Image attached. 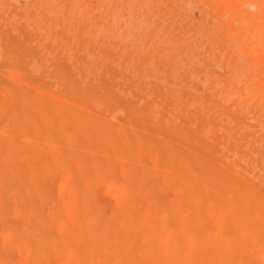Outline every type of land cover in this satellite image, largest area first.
<instances>
[{
    "label": "rangeland",
    "instance_id": "rangeland-1",
    "mask_svg": "<svg viewBox=\"0 0 264 264\" xmlns=\"http://www.w3.org/2000/svg\"><path fill=\"white\" fill-rule=\"evenodd\" d=\"M189 1H190V3H189ZM218 1L219 0H58V2H57V0H0V148H1L0 151L2 149H3V151H5V150H7L8 152L10 151L9 155L7 154L8 152L7 153L4 152V153L7 154V156H11L10 159H13V162L11 161L12 163L10 162L8 164L7 162H9V159H8L9 157H7V156H5V154H3L5 156V159H8V161L6 162L3 158H1L4 156H0V170H2V173H0V176H1V174L5 173L4 177L3 176L0 177V184H1V186H0V198L2 196V200L5 202V204L3 203L4 206H0V208H1L0 211L3 210V213L0 212V213H2V214H0V238H1L0 244L3 243L2 246L0 245V256H1L0 257V261H1L0 264H14L15 262L14 263L12 261L10 262V260H12V259H13V261H16V264H28V263L31 264V262H32V264H38L40 260H42V261H40L41 262L40 264H66V263L67 264H99V263H101V264H106V263L107 264H135L136 261H137L136 262L137 264H143L144 263L143 261H145L144 264H154L155 262H153V260L155 261L156 259L157 260L161 259L160 261L162 263L161 262H159V263L164 264L165 261L168 259V256H169V259H171V261L174 260L175 263L174 262L171 263V261L169 259H168L169 261L166 263L178 264L180 262V260L182 258H184L183 256L186 254H184L182 256V258L179 260L178 256H176L177 253L179 254V258H180V254H182L184 251L186 252L185 248H186L187 242H185V241L189 240V241L193 242L194 241V240H192L193 236H195V238L193 237V239H196V241L193 242L194 246L192 245V247H191L192 249H189L190 247L188 245L190 243L189 244L187 243V248L189 249V250H187V253L192 254V255L189 254L188 256H190V257H188V258L190 259L191 256L193 257L191 259L192 261L191 260H189V261L194 262L191 264H197V262H198V264L199 263L201 264L202 257H204V258L210 257L211 258L210 255L213 256L216 253L217 254L215 256H218V258L216 257L217 263H219V261H220V263L223 264L224 260L226 261L227 258H230L232 260L227 259V264H233V263L236 264L237 262L235 263L234 261L238 260L240 257H243V258H241V260L243 259V261H244V262L242 261L243 264L244 263L245 264H249V263L264 264V262H263V260H264V250H263L264 249V237L262 240L261 239L262 234H260L259 236H261V238H259V236H258L259 240L257 239L258 240V244H257L256 243L257 242L256 236L254 235V233L256 231H259L260 233L263 231L262 233L264 234V226H263L264 225V209H263L264 208V206H263L264 205V199H263L264 198V118H263L264 117V94H263L264 93V78H263L264 77V62H263V60H264V43H262V40H264V31L261 30V26L264 22V20H263L264 19V6H262V5H264V0H253V1L252 0H238V1L232 0L230 5H233L232 4L233 1H236L235 4L233 5L235 7L228 5L229 3L227 2V0H223L224 3L222 1L221 2L220 1L218 2ZM56 2H57V4H56ZM63 3H65V4H63ZM202 4H203V6H202ZM221 4H223V5L225 4V5L221 6ZM236 4H238V6ZM260 4H262V5H260ZM188 5L191 8H188L189 7ZM241 5H242V7H240ZM94 7H95V9H94ZM148 7H150V8H148ZM211 7H212V10L210 9ZM236 7L239 9H237ZM246 7H248V9H250L251 12L249 10H247ZM241 8H242V10H241ZM188 9H190V11ZM222 9L226 10L227 12L223 11ZM257 9H258V11H257ZM193 10H194V12H193ZM228 10H231V11H228ZM243 10H244L245 14L241 13V12H243ZM261 10L263 11V13ZM255 11H256V13H255ZM249 12H250L251 16H250ZM260 12L262 13V15H259V14H261ZM223 13H225V14H223ZM44 15H46V16H44ZM88 15L89 16L91 15L90 20H89ZM102 15H103V17H102ZM122 15H123V17H122ZM204 15H205V17H204ZM246 15L247 16L249 15V16L247 17ZM234 17H236V18H234ZM246 17H247V19H246ZM204 18L207 21H205ZM213 18H214V20H213ZM240 18L242 20H240ZM124 19H125V21H124ZM229 19L231 20V22ZM236 19H237V21H236ZM243 20H247V21L244 22ZM56 21H57V23H56ZM218 21H219V23H218ZM241 21H243L244 24L240 23ZM249 21L252 23H250ZM257 21H258V23H257ZM89 22H90V24H89ZM201 22H203V23H201ZM260 22H262V24ZM220 23H222V24H220ZM223 23H224V25H223ZM29 24H31V25H29ZM216 24H218V25H216ZM239 24L241 25V27L239 26ZM184 25H186V26H184ZM187 25H189V26H187ZM211 25H213V26H211ZM202 26L203 27L205 26V28H203ZM97 27H98V29H97ZM99 28H100V30H99ZM101 29H102V31H101ZM214 29H215V31H214ZM246 29H248V31ZM206 30H208L209 32ZM242 31H244V32H242ZM250 31L252 33H250ZM38 32H40V33H38ZM129 32L131 35L129 34ZM240 32H242V33H240ZM206 34H208V35H206ZM211 34H213V35H211ZM242 34H244V36ZM43 36L46 37V39ZM229 37H230V39H229ZM43 40H44V42H43ZM229 40L231 41V44H230ZM254 42H256V43H254ZM236 43H238V44H236ZM251 44H253V45L251 46ZM69 46L71 49H68ZM249 46L251 47V49ZM259 47H261L263 50L260 49ZM68 50L70 51V54H69ZM238 53L241 55H239ZM237 54L239 55V57ZM69 61H71V62H69ZM10 71H12V74H9ZM259 73H262V74L260 75ZM204 75L205 76L208 75V76L205 77ZM10 76H12V78L18 77L17 78L18 80L14 81V80H16V78L12 79ZM254 78H257V79H254ZM221 81H223V82H221ZM229 82H231V84ZM242 86H244V87L246 86V87L244 88ZM253 89H255V90H253ZM256 89H257V91H256ZM6 90L10 93L8 94ZM76 90H77V92H75ZM248 90H249V92H247ZM16 91L17 92L19 91L20 93L22 92V94L19 95L18 94L19 92L17 93ZM230 92L233 93L232 97H231ZM236 92H238V93L236 94ZM218 93H220V95ZM240 95H243V96L240 97ZM9 96H11V97L9 98ZM186 96H187V99L185 98ZM192 96L196 98V102L195 101L192 102V100H193ZM191 97H192V99H190ZM259 97H261V98H259ZM220 98H224V99L220 100ZM258 98L260 99L259 102H257ZM21 99H22V101H21ZM26 99H28L27 100L28 102H26ZM30 99H31V101H30ZM185 99L188 101L190 106H188V103ZM200 99H202V101ZM182 100H183V102H182ZM208 100L211 102H207ZM223 100L224 101L230 100V101H228L226 103ZM9 102L12 104H10ZM15 102H17V103H15ZM24 102H25V104H24ZM74 102H75V104H74ZM191 102H192V105L190 104ZM201 103L203 104L202 106H201ZM205 103H208L209 106H207V104H205ZM218 103H220V106L218 105ZM239 104L242 105V107L240 106V108H238ZM246 105L247 106L249 105V106L247 107ZM198 106H199V108H198ZM205 106H207V107H205ZM223 106L225 107V109ZM195 107L197 109H195ZM201 107H203V108H201ZM133 109H135V110H133ZM148 109L151 111H148ZM153 109L155 112L153 111ZM194 109L197 111H195ZM208 109L213 110V112L210 113V111ZM158 110L160 112L166 111V113H164L165 115L163 114V112H161L162 114H160V112ZM179 110L182 111V113H183L182 115H180L181 111L179 112ZM244 110H246V111H244ZM134 111L136 112L137 116H135L133 114ZM200 111H201V114H200ZM203 111H205L206 113ZM139 112H141V114ZM195 112L197 113V115H195L196 114ZM145 113H146L147 117H148V115H150V116L147 118L145 116ZM223 113H224V115H223ZM257 113H258V115H257ZM166 114H167V116H166ZM133 115H134V117H133ZM141 115H143L142 118L145 117L144 118L145 124H144L143 119L141 118ZM186 115H188L189 117ZM152 116H156V117L152 118ZM183 116H186V117H183ZM139 117L142 120H140ZM190 117H191V119H190ZM46 119H47V121H46ZM96 119H98V120L100 119L99 122H95V121H98ZM153 119H154V121H153ZM172 119L173 120L175 119V120L172 121ZM179 119H181V120L178 121ZM229 119H231V120H229ZM159 120H160V122H158L159 124L157 122H155V121H159ZM190 120H191V123H193L192 127L196 128L197 131L194 132V130H196V129H193L191 127ZM197 120L200 124L197 123ZM221 120H223L224 122ZM232 120H234V122ZM45 121H46V124H45ZM183 122H185V123H183ZM146 123H148V124H146ZM149 123H150V125H149ZM153 123H155V124H153ZM188 124L190 127L188 126ZM247 125H249V126H247ZM101 126H103V127H101ZM162 126L163 127L165 126V127L163 128ZM219 126H220V129H219ZM160 127L163 128V130L160 129ZM169 127H171V128L168 129ZM213 127H216V128H213ZM248 127L250 129H248ZM173 128L176 130L178 129L177 130L178 133H176L177 131L174 130ZM232 128L234 130H230ZM242 128H243V130H242ZM192 129H193V131H192ZM189 130L191 131V133ZM220 130H221V132H219ZM226 130H228L229 133ZM187 131L190 135L187 133ZM200 131H201V133H200ZM213 131H215V132H213ZM231 131H233V132H231ZM66 132H67V134H66ZM69 132H70V134L73 135V137L75 136L74 134L79 132L78 135H76V136H78L77 140H75L76 139L75 137L73 139L74 141H76L73 144L74 147L70 146L73 143V140H72V136L69 134ZM230 132H231V135L233 136V137H230L232 139H230L228 137V135H230ZM238 132H239V134H238ZM42 133L44 134L43 136H42ZM179 133H180V135H179ZM182 133H183V135H182ZM255 133H256V135H255ZM24 134H26V135L28 134L29 136L31 134V138L30 139L27 138L28 136H26ZM45 134H47V135L45 136ZM48 134H50L51 137H49ZM83 134H86V135L83 136ZM184 134L186 136V139H185ZM95 135H96V138H94ZM23 136L26 138H24ZM44 136H45V138H44ZM81 136L84 137L83 142H82ZM87 136L91 137V138L89 137L90 140ZM100 136H103L105 138L100 137ZM168 136H169V140L171 139L173 142L170 140L169 141L170 143H168V139H167ZM192 136L193 137L195 136L194 137L195 140L192 138ZM21 137H22V141L20 139ZM234 137L236 138L237 141L235 139H233ZM8 138H12V139H10L13 141V142H10V144L12 143L11 146H13L15 143L14 139L16 140V142H18V140L21 141L22 144L25 142V141L23 142L24 139L25 140L28 139L29 141L31 139L32 140L30 141L31 143L29 141H27L26 142L27 144L26 143H24L23 145L20 143L16 144V146H18V148H20V149L17 148V152H16V150L13 149L14 153L15 152L16 153L15 154L13 153V157H12V155L10 153L13 152V150H12V148L10 149L11 146H9V144L7 143V142H9ZM113 138H114V140H113ZM161 138L163 139L162 141H161ZM211 138L213 140H211ZM45 139H47L48 142ZM111 139H112V141H111ZM239 139H240V141H239ZM3 140H5V141H3ZM6 140H8V141H6ZM91 140H92V142H91ZM106 140L108 141L107 143H109V144L106 143ZM32 141H34V143L37 145L41 144L42 153H41V150L39 149L40 146L38 149H36L37 147L35 144H33ZM44 141H45V143L43 144ZM50 141H53V142H50ZM194 141H196V143ZM214 141H217V142L215 143ZM171 142L173 143V145H176L175 148L173 146L174 149L172 148ZM179 142H181V143H179ZM239 142H240V144H239ZM29 143L31 145H28ZM56 143L59 144L58 145V146H60L59 148H58V146H56L57 145ZM75 143H76V145H75ZM87 143H89L88 146H90V144H91V147H89V149L92 148L94 151H95V148H97L99 146L96 149V151L94 152L96 155V158H98V160L96 159L97 163L99 162V159H100V162L102 160H104V161H102L103 163H100V162L98 163L99 166L96 164V160L94 159L95 158L94 154H92L93 151L91 150L92 152H90L92 156H89L90 155L89 151H88L89 149L87 150L88 153H87V151H85L88 148V146H86ZM6 144H8V146H9L8 148H7ZM19 144H20V146H19ZM25 144L27 145V147H24ZM45 144L52 145V146H48ZM93 144L94 145L98 144V145L93 147L94 146ZM151 144L153 147H151ZM154 144H155V147H154ZM164 144L165 145L167 144L168 146H165ZM33 145L35 146L34 149H33ZM142 145H145V147L143 146V148H142L141 147ZM181 145H183V146H181ZM245 145H246V147H245ZM16 146H13V148H16ZM204 146H205V148H204ZM48 147H55L53 149L54 151H58L60 149L59 151H62V153L61 152L55 153L54 151H52V149L50 150V148H48ZM115 147L118 150H115ZM170 147L174 151L171 150ZM188 147L190 149H188ZM208 147H209V149H208ZM22 148L24 149L25 152L22 150ZM146 148H148L147 152L144 151V149H146ZM72 149H74V150H72ZM155 149H157L156 150V151H158L157 153L155 152ZM203 149H206V150H203ZM18 150H20V151H18ZM140 150H141V152H140ZM32 151H33V153H32ZM18 152H20V154L24 153L23 157H25V154H26V156L28 158H29L30 153H32L31 156L33 157L32 160H34L33 161L34 165L31 163L32 162L31 161L30 162L31 165L29 164V166L27 167V165H28L27 162H29L28 160H26L27 157L25 159L22 158V155H20ZM35 152H37V153H35ZM74 152H77V153H74ZM116 152H118V153H116ZM172 152H173V154H172ZM194 152H198V153L195 154ZM1 153H3V152L1 151ZM68 153L69 154L73 153L72 157ZM218 153H219V155H218ZM54 154H55V156H54ZM75 154H78V155H76V157L77 156L78 157L74 159L73 157H75ZM80 154H82L84 157L81 158L82 155L80 156ZM116 154H118V157H120V158H118ZM0 155H2V154H0ZM57 156L60 157L59 158L60 162L58 161ZM151 156H153L154 160L152 159ZM167 156H168V158H167ZM171 156H173V159L169 158ZM181 156H182V158H181ZM195 156L197 159L199 158L200 161H197ZM202 156H203V158H202ZM224 156H225V158H224ZM45 157L47 159L46 163L49 164L51 162L49 164L50 166H48V164L44 165V158ZM139 157H140V160L138 161ZM183 157H184V159H183ZM228 157H230V158H228ZM20 158H22L23 160H21ZM56 158H57V161L59 162V164H57ZM84 158L85 159L89 158V159L86 160L87 161L86 162ZM91 158H92V160H91ZM105 158H108L109 160L105 159ZM134 158H136V160ZM53 159L55 161H52ZM78 159H79L80 163L78 162ZM80 159L81 160L84 159V160H82L84 164H82V161ZM170 159L173 160L172 161L173 165L169 164L170 162L168 160H170ZM179 159H181V160H179ZM182 159L184 160L183 162H185V163H183V164L180 163V164L184 166L183 167L184 169H186V168L192 169V167H193L196 171L193 169L191 172V169L190 170L188 169L189 171L185 170V171H187V172H185L184 170H182V166H181V168H180V166L177 167L178 165H180L179 163L177 164V161L182 162ZM201 159L202 160L204 159V161H202ZM207 159H208V161H207ZM49 160H51V161H49ZM73 160H74V163H73ZM75 160H77V162ZM89 160L92 163L91 166L93 165V167H94V164H95V167L98 166L97 170H96V168L91 169L92 168L91 166H90L91 168L88 166L89 169L86 170L87 164L88 165L90 164L88 162ZM106 160H107L106 164H109L110 165L109 168H111V169H108L107 165H105V166L103 165L106 162ZM65 161L67 163H65ZM122 161H123L124 165H127V167L126 166L123 167L124 166L123 164H122L123 166L120 165L122 163ZM218 161L221 163L222 162L225 163V166L223 163L220 165L218 163ZM62 162H63V164L64 163L65 164L61 166L60 163L62 164ZM93 162H95V163H93ZM135 162H137V163H135ZM138 162H143V163L138 164ZM199 162H201L203 164H211V166L208 167L207 165H203ZM211 162H213V163H211ZM69 163H70V167H69ZM128 163H130V164H128ZM164 163L166 164L165 167H164ZM36 164H37V166H35ZM39 164H41V165H39ZM56 164H57V166H56L57 169L55 167ZM151 164L152 165L158 164L159 166H156L157 169L153 168V167H155V166H153L152 168L155 169V170H153L151 168ZM235 164L238 167L235 166ZM82 165H84V166L86 165V167H85L86 169ZM102 165H103V167H102ZM170 165L172 166V169H175V167H176L177 170L175 169L176 171H172V169H170L171 168ZM51 166L52 167L54 166L53 167L54 170L51 168ZM74 166H76V167H74ZM185 166H186V168H185ZM99 167H101V169ZM105 167L108 169V171H106V172L107 173L109 172L108 174H110V177L113 178L112 179L113 181L115 180L116 184L121 183L124 186V188H123L124 190L125 189L129 190V187H130L132 193L130 191L127 193L126 191H128V190H125V192L123 189L120 190L123 187V186H120L121 184H119V185L114 184L113 185L112 184L113 182L109 178V175L108 174L106 175V172H104L105 173L104 174L102 171L103 169L106 170ZM122 167H123V170L127 169V170H124V171H127L126 173H123L122 172L123 170L122 171L120 170ZM128 167H130L131 169ZM162 167H164V168H162ZM220 167H222V168H220ZM8 168H9V170H7ZM11 168H13V169H11ZM14 168H18V170L14 169ZM75 168L77 169V171ZM150 168L152 171H148ZM212 168H216L217 170H215V169L213 170ZM4 169H5V171H4ZM58 169H59V171H58ZM98 169L101 172H98ZM158 169H160V170L162 169L161 171H159V172H161V174L158 172ZM13 170H16V171L13 172ZM51 170L54 173V175H51L52 174L50 172ZM93 170H96L97 172L95 171V173L94 172L92 173L91 171H93ZM109 170H111V171H109ZM129 170H132V171H129ZM10 171H11V173H10ZM62 171L64 172V175H63ZM140 171L145 172V173H143V172L142 173H143V175L147 174L146 177H144V178L140 177V176H143L140 173ZM154 171H156L157 173ZM193 171L195 172V174L197 176L194 175ZM216 171L217 172L219 171V173H217ZM220 171H221V173H220ZM16 172H19V175L22 173L20 177H22L23 180H19V175H17ZM130 172H135V175H134V173H130ZM150 172H151V174H150ZM152 172H153V177H152ZM223 172L225 174H223ZM13 173H14V175H12ZM154 173L156 175H154ZM173 173H174V176H173ZM188 173L190 174V176H191V174L194 176H192V178H187V177H189ZM6 174H7V176H6ZM28 174H29V176H31L30 181H29ZM90 174H91V176H90ZM94 174H96V175H94ZM100 174H102L101 175L103 177L102 179L99 178ZM123 174L125 175L126 178L124 177ZM132 174L134 175V178H132L133 177ZM139 174H141V175H139ZM171 174H172V176H171ZM176 174L178 176L181 175V177H178ZM201 174H202V176H201ZM218 174H220V175H218ZM60 175H62V176H60ZM97 175L99 177H97ZM183 175L185 176V180H187V179L192 180L191 183H189L190 182L189 180H188L189 182L188 181L184 182L182 179V178H184ZM9 176H11V177H9ZM53 176H54V178H53ZM93 176H95L97 179ZM167 176L168 177L171 176L169 178L172 181L170 179L168 180ZM220 176H221V178H219V180L223 179L224 182H220L219 180H216V178L218 179V177H220ZM239 177H240V179H239ZM4 178L6 180H4ZM51 178H53L52 179L53 182L50 181ZM87 178L90 180V183H89V180ZM108 178L110 179L111 182L107 181V180H109ZM166 178H167V182H169V181H171V182H170V185H168L169 187L166 186V189H165L164 184L167 183ZM177 178L182 179V180L180 179V183L182 185H178L179 179H177ZM194 178H197V179L194 180ZM203 178L206 179V182L208 184L205 182L207 185L202 184L203 187L201 188V184L199 185L197 183L201 182L203 180ZM230 178H232V180L234 179V181L232 182ZM94 179H96V180H94ZM125 179L127 180V182ZM143 179H146V180H143ZM1 180L5 181V182L3 183V182H1ZM101 180H102V182H104L105 180L107 182H104V183L101 182V184H100ZM140 180H142V181H140ZM21 181H22V183H21ZM64 181L66 183V187L69 190H72V192H74V193L79 192V193H77V195L80 194V195H78L79 198H80V196L82 197L84 195L82 197V200H83L82 205H85V204L86 205L82 206V207H83V209L87 207V212H91V214L90 213L87 214L85 209H84L85 211L83 210L81 212L82 208L80 207L81 204H79V202L82 201L81 198L79 200H77L78 197H76L75 198L76 202L74 203L73 200H74V197L76 196V194L74 195L73 193H71L73 195V197L69 196V195L67 197V194L70 191H68V189L66 191L63 190V188L65 186ZM92 181L95 185L96 184H98V185L95 186L92 183ZM132 181H133V183H132ZM139 181L141 182V184ZM196 181H197V183H194ZM51 182H52V185H51ZM68 182H69V184H68ZM153 182H155L156 184ZM235 182H237V185ZM252 182H253V184H251ZM24 183L25 184L27 183L26 186L24 185ZM28 183H29V185H28ZM33 183L37 186V189H36V186L33 185ZM148 183L149 184L152 183V185L148 186L149 185ZM159 183H162V184L164 183V184L160 185ZM185 183L187 184V186H189L190 184L191 185L189 187H186ZM202 183H204V180L202 181ZM220 183H222V184H220ZM231 183L234 185H231ZM4 184H6V185H4ZM192 184H193L194 190L196 187L198 192L193 191ZM209 184H210V187H209ZM229 184L232 187L236 186L238 189L240 188L239 190L236 187L233 188V190H235V192L232 191V193H234L233 196L230 193V190H232V188H230V189L228 188ZM59 185H61V187H58ZM70 185H71V188H70ZM132 185H134V186H132ZM138 185H141L143 188L141 186H138ZM156 185H158V187H160V188H158ZM183 185L185 186V190H184ZM204 185L208 186L206 191L208 190V193L212 194L211 195V198H213L212 203H214V205H215V208L213 210L214 212L211 211V209H210L211 208V204H210L211 202L210 201H212V199L209 198V199H211L209 201L208 197H207V192L202 191L205 189L204 187H206ZM16 186H18L19 188H17ZM76 186H78L79 188ZM115 186H117V188L120 186L121 188L119 187L118 189H116ZM172 186H173L174 190L171 189ZM145 187H146V189H145ZM150 187L152 190H148V188H150ZM162 187H163V190H162ZM179 187H180V191L184 190V192H186V190H188V193L186 192L188 196H186V193H185V196H186L185 199H184V192H182V193L181 192H177V193L175 192V190H177V189H178L177 191H179ZM12 188H13V191H12ZM59 188H60V190H58ZM75 188L77 189V191ZM138 188H139V190H141V193L143 194V196L141 194H139L140 191H138ZM157 188L159 190L161 189L160 191H162V192H160ZM190 188H192V190ZM198 188H200V189L198 190ZM211 188H212V190H211ZM213 188H214V190H213ZM215 188L217 190L216 192H220L218 199L216 197V196H218V194H216ZM227 188H228V190H227ZM33 189H34V191H33ZM79 189H80V191H78ZM88 189L91 191L89 193V194H91L90 196L88 194V191H89ZM114 189H115V191L116 190H118V191H116L115 193L112 192V191H114ZM29 190L32 192V195H30V196H32L31 198L29 197V192H30ZM136 190L138 191L137 192L138 195L135 192ZM92 191H94V192L92 193ZM119 191H121L122 196L119 194L120 193ZM147 191L152 192L151 195H153L154 197H151L149 192H147ZM189 191H190V193L193 191L192 192L193 194H191V196L194 195L195 192H197L198 194L200 192L202 195H197V193H196L195 195H197L198 197L192 196L189 198V195H190ZM227 191H229V195L232 197V198H230L228 195V198H230L229 203L233 204V202L235 201L234 204L237 205L236 208H235V205H234V207L232 206L234 209L232 207L231 208L229 207L232 204L228 203V201H227L228 198H227V200L225 199V196L227 197V193H228ZM33 192H35V193L33 194ZM80 192H82L83 195H81ZM109 192H111V193H109ZM173 192H174V195L178 194V196H182V197H180V198H182V200H180V198L178 196L176 198L173 195ZM203 192L206 193L205 196H204ZM247 192H248V194H247ZM249 192L253 193L255 195H252V194L249 195L250 194ZM112 193H114L113 194L114 196L111 195ZM124 193H125V195H124ZM129 193H130V196H128ZM18 194L20 195V197H22V195L24 194L25 196L23 195L22 199H24L26 201L22 200L21 198H20L21 200L15 199L16 198L15 196ZM58 194L63 195L65 200L68 199V201H69V200L73 199L72 204L76 205V206H74L75 208L72 207V205H71L72 208L69 209L71 201H69L70 202L69 203L66 200V202L64 203L65 200H63V198H61L62 196H60ZM145 194L147 195V197H145ZM209 194H208V196H209ZM39 195H41V197ZM115 195H116L117 199L115 198ZM118 195L121 196L122 205H124V206H121V204H120L121 202H119L120 197ZM139 195H141L142 198ZM170 195H172V196H170ZM137 196H139L140 198ZM166 196H170L171 198L166 197ZM173 196L175 198H173ZM200 196H204L203 197L204 200L202 199L204 202L201 201ZM42 197L45 199V200L42 199L43 202L45 201L44 203L41 202ZM86 197L87 198L89 197L88 198L89 201L88 200L85 201ZM193 197H195V199ZM243 197H245L246 199L250 198L253 201L255 200L256 202L254 201V203H256V206L253 203V201H251L250 199L249 200L252 202L253 205H251V203L249 204V201L246 202L247 200L244 201ZM258 197L259 198L261 197V199H259ZM127 198H129V199H127ZM149 198L150 199L153 198V200H156V201L158 200L157 201L158 204L156 201H153L152 199L150 200ZM166 198L167 199L169 198V200H170L169 204L170 205L168 204V200L166 201V203L162 202V200L164 201V199L166 200ZM172 198L176 202L179 200L180 201L177 203L176 202L174 203V200ZM187 198H188V200H190L189 203L192 200L191 203L194 205L196 204L195 205L196 207L194 205H193V207H194V209L198 207L199 209H195L198 211L194 210L192 213L193 207H192V204L190 205L189 203H187L188 202ZM196 198H198V201H200V202H198L199 206H197L198 204H197ZM233 198H235V199H233ZM53 199L56 200V201H54V203H53ZM14 200H19L20 202L22 201L23 205L20 206L19 203H17L18 205L16 207V205H15L16 202ZM93 200L95 202H93ZM133 200H135L136 203ZM183 200H184V202H183ZM232 200H233V202H232ZM117 201L119 203H117ZM124 201L127 202V205H126V202L124 204ZM181 201L184 204H182ZM223 201L227 202V203L225 202V206H224ZM1 202H0V204H2ZM6 202H8V204ZM30 202H32V203H30ZM89 202H90V204L93 202L94 203V204L92 203L93 205H95L96 203H97L96 205H98L100 203L98 205L99 209H98V211H96L97 213H95L93 211V209H94L93 205L89 206ZM115 202L117 203L116 205H114ZM205 202L207 203V205ZM257 202H258V204H257ZM63 203L66 205H64ZM180 203H181V205H179ZM20 204H22V203H20ZM31 204H32V206H31ZM33 204H34V206H33ZM35 204L40 205V206L36 207ZM51 204L52 205L56 204L54 206L55 208L52 207ZM145 204L147 205V208L149 209V211H148V209H146V207H145L146 210L144 209ZM156 204H157V206H155ZM165 204H167V205H165ZM176 204H178V205H176ZM245 204H246V206H245ZM261 204H262L263 208H261L262 210L260 209V212H259L258 211L259 209L257 210L256 207H258V206L262 207ZM63 205L67 208L64 209ZM174 205L176 208H177V206H179L177 209H180V210L175 211L177 209L174 207ZM183 205H184V207L185 206H187V207L184 208ZM78 206L81 209H79ZM98 206H96V207L98 208ZM114 206L117 207L118 209L117 208L114 209L115 208ZM160 206L166 207V208L163 207V211H165V212L167 211V213L164 212L163 214H161L163 211H162V207H160ZM171 206H173V208H174L175 215L173 214L174 211H172L173 208ZM189 206H191V207H189ZM222 206H224V207L228 206V207H226L225 210H223L224 207H222ZM13 207L14 208L16 207V208L14 209ZM18 207H20V208H18ZM34 207L36 209H34ZM48 207H52V209H50L49 212H51V210H52V213L53 212H56V213H53V215L49 216V214H51V213L47 214L48 209H49ZM129 207H132L133 209L129 208ZM152 207H155V208L152 209ZM8 208H9V210H7ZM25 208H27V209H25ZM90 208H92V209H90ZM134 208H135V210H134ZM228 208H229V210H228ZM246 208H248V209L252 208L251 212L246 210V213H247V215H249V216L253 215L256 218H254L253 216H252V218L251 217L248 218V216H247L245 220L251 218L250 221L252 219H254V221L252 220V222H256L257 219H259V221L256 222L257 225H254V223L252 224L251 222H250L251 223L250 224L249 220H248V221H246V222H248L246 225L245 220H243L245 223L243 226L244 229L242 230L243 221H242L241 217H240V219L242 222L240 221V224H239L240 226H238L235 223V221H237V219L235 218L236 219L235 220L234 217L238 216L237 212L240 209L241 211L243 210L241 215L243 218H245V216H244L245 210L244 209H246ZM12 209L14 210V213L17 210H19L20 213L21 212L22 213L20 214L17 211L18 215L20 214V216H17V213L13 214V212H11ZM63 209H64V211H63ZM67 209H69V210H67ZM75 209H76V211H75ZM100 209H103V211H101ZM119 209H122V210H119ZM141 209L142 210L144 209L143 211L144 212L146 211L145 212L146 214ZM155 209L157 210V212L155 211ZM159 209H161V210L158 211ZM166 209H168V210H166ZM207 209H209L208 211L210 213L212 212L211 216H210V214H208V215L205 214V212L209 213L207 211ZM230 209H232L231 211L233 214L236 213V215L234 214L235 216H232L233 214L231 215ZM33 210L37 214L38 219L41 217L42 218L39 220L37 219V221H36L35 214H34ZM91 210L95 214H98V215L100 214L99 215L100 217L97 215L99 217V218H97L94 213L92 214ZM99 210L101 211V213L99 212ZM123 210H124V212H123ZM125 210H127V212ZM140 210H141V212H140ZM151 210H154L153 212L155 214L152 213ZM252 210L253 211L256 210V213L254 211V214H252L253 213ZM30 211L33 212L34 215ZM66 211H67L66 214H68V213L70 214L71 211L72 212L75 211V212H73L74 214L71 213L72 215H70L68 218V216L66 214H64ZM235 211H237V212H235ZM241 211H239V212H241ZM261 211L263 214L261 213ZM78 212H80V213H78ZM85 212L87 214L85 216L89 217L88 220H90V219L92 220V222L94 223L93 225L91 222H89L87 220L88 217L83 216L85 214ZM118 212H120V214ZM182 212H184V213H182ZM59 213H61V216ZM75 213H76V218L78 220L81 218V220L79 222H80V226H82V230H81L80 226L77 227V224H79V222H77L76 218L74 217ZM81 213H84V214H81ZM141 213H143L144 215H142ZM191 213L193 214V216H191ZM201 213H202V215H201ZM214 213H215V216L214 215L212 216V214H214ZM31 214H32V216H31ZM78 214L80 215V217ZM150 214H152V215L149 216ZM160 214L162 215V218L160 221L164 220L165 222L164 221L160 222L158 220L161 217ZM188 214H189V216H188ZM218 214H219V216L221 214L222 217L220 216V218H219ZM14 215H16V216H14ZM91 215L92 216L94 215V216L92 217ZM145 215L148 218L146 217L144 219ZM164 215H167V216L169 215V217L166 218L167 216H164ZM177 215H180L181 217L185 216L187 219L189 217L190 218H189V220L184 218L187 221L186 220L182 221L183 218L179 217L177 220V217H178ZM262 215H263V217H262ZM6 216H8V217H6ZM28 216L30 219L28 218ZM51 216L52 217L56 216L57 219L60 216V218H62V219L60 220V218H59L58 219L59 221L57 219L55 221H53L55 218L54 217L52 218ZM72 216L75 218L74 223L72 222V220L74 219ZM82 216L84 217L85 221H83L84 219ZM94 217L98 221L94 220L95 219ZM103 217H105V218L107 217L106 219L104 218L105 221L108 220L109 218H111L112 220L109 219L108 221H110V222L113 221V223L106 221L108 223L107 224L104 221ZM142 217L144 220H147V222H146V223H148L147 225L144 224L145 222L143 223L144 220L142 221ZM149 217H151V218L149 219ZM153 217L155 218V220L157 222L154 220ZM210 217L211 218L214 217L213 218L214 220H211ZM92 218H94V219H92ZM118 218H120V219H118ZM194 218H195L196 223L198 221V219H196V218L200 219L198 222V227L196 226L197 224L194 223V221H193ZM221 218H223V219L221 220ZM229 218H231L232 222H229L230 221ZM68 219L70 221H68ZM165 219H167L168 222ZM217 219H219L220 222L217 221ZM255 219H256V221H255ZM41 220L43 221L42 222L43 224L39 223V221H41ZM215 220H216V222H218L217 224L213 223ZM60 221H62V222H60ZM86 221H87L88 227H89L88 223L91 224L90 225L91 228L93 227V229H91V228L90 229L92 230L93 233H95L96 237L94 236L92 238V236L94 234L89 232V231H91V230H88L89 228L86 229L87 225L84 224ZM139 221H140V223H139ZM150 221H154V222H152V224L150 223V225H149ZM179 221H181V222L179 223ZM185 221L186 222L190 221V222H188L189 226L187 225V223ZM191 221L193 222V227H195V228L190 227ZM225 221H226V223H228L227 225L230 226L231 228L235 227L236 231L234 229L232 230L231 228L227 227L225 225L226 224ZM260 221L262 223H259ZM57 222H59L60 225H58ZM63 222L64 223L67 222V223H65V224H67V226ZM71 222H72V224H75V225H71ZM11 223H13V225L16 228L19 226H20V228H17V230H16ZM184 223H186V225ZM200 223H202V224H200ZM211 223L213 225H211ZM219 223H222L223 226L220 225ZM24 224H26V225H24ZM102 224H104V225H102ZM110 224L112 225V227ZM139 224H140V226H139ZM156 224H157V226H155ZM167 224H168V227H166ZM199 224L202 225V227L199 226ZM248 224H249L248 228H250V229H246L247 227H245V226H248ZM258 224H259V227H258ZM96 225H98V226L102 225V226L98 229V226H96ZM148 225L150 226V228ZM151 225H152V227H151ZM161 225L165 226L164 227L165 230H167L169 228L172 229L171 231L175 235L173 236L171 231H170V233H168L169 230L167 231V233L169 234L168 235L166 233V231L163 229V226H161ZM180 225H183L185 227V230L183 229V231H181L180 229H182V228L180 227V229H179ZM217 225H219V226H217ZM59 226H62V227L60 228ZM135 226H137V227L139 226V229ZM153 226H155V227H153ZM215 226L218 228L222 227V230L219 229V231L221 230L220 232L225 231L223 233V235L226 234V237L223 236L224 239L227 237L230 239V241L228 240L227 243H225V245H228V246L222 245V247L224 249H222L221 245H220L221 248L218 247L219 243L224 244V242H226L224 239L222 240V238H223L222 235L218 234L217 232H219V231H217L215 233H217L216 235L218 238H215V236H216L215 233H212L215 230H217L215 228ZM255 226H257V227H255ZM260 226H262L263 229ZM23 227L28 228V231H29V229L31 230L33 228H35V230L34 231L31 230L32 233H30V232L28 233L26 231L27 229L25 230V228H23ZM42 227H44L45 229H49V230H45ZM63 227L69 231L71 230L72 232L67 233V230H66V232L64 233L63 231L65 229H62ZM94 227L96 229H94ZM102 227L103 228L106 227V230L103 231ZM119 227H121V228H119ZM225 227H227V228L225 229ZM238 227L239 228L241 227V228L239 229ZM143 228H147V229H144L145 232H147V231L150 232L152 230V228L153 229L155 228L153 230V235L151 236V233H152V231H151L150 233H147V234H149V235H147V237H145L146 233H145V236H143L144 235L142 233ZM237 228H238V230H237ZM258 228L259 229L261 228V229L259 230ZM1 229H2V231H1ZM77 229L81 233H79V232L77 233V231H76ZM251 229H254V230L250 231ZM38 230H40V231H38ZM97 230H100V232L99 233L96 232ZM198 230H199V233L201 232V234H199L200 236H198V234H197V237L198 238L201 237L200 240H203V241H200V240L198 241V239L196 238L195 233H198ZM245 230H247V231H245ZM193 231L195 233H193ZM205 231H206V233H205ZM249 231L252 234L247 233ZM23 232H24V235H26L25 233H27L28 235H26L25 237L23 235V237H21L22 236L21 234H23ZM39 232H41V233L39 234ZM60 232L62 234H60ZM155 232L158 234L157 236L155 235L156 234ZM207 232H209V235ZM239 232H243L244 235L239 233ZM259 232H257V233H259ZM83 233L85 235V238H84V236H82ZM124 233H125V236H124ZM165 233H166V235H168V237H171V235L173 236L172 238L177 237L176 240L179 241V243L181 244V246H180V244L177 241H175L176 245L178 243L179 247L181 248V249H179V247L177 245L178 249L180 250L179 252L174 250V248H175L173 245V244H175L174 240H172L171 238L167 239V237L164 238L163 234H165ZM192 233H193V235H192ZM246 233L249 235H247ZM257 233H256V235H258ZM41 234H42V239H40V241H39L38 237H41ZM89 234H91V236ZM187 234L191 235V239H190L189 235H188L189 238H186V237H188V236H186ZM212 234L214 235V237H212L213 236ZM230 234L231 235L234 234V236L232 237ZM238 234H240V238L238 239V242L241 241V239H242V243H237L239 246H240V244L242 245V246H240V247H242V249L240 251L241 253L238 252L239 250L238 251L236 250L237 246L235 247V245H237L236 244V241H237L236 236H238ZM113 235H114V237H113ZM140 235L144 237V238L142 237V240L140 238L141 237ZM203 235H205V237L208 235L207 238L211 237L212 238L211 240L209 238L211 243L215 244L216 241H219V243L216 242V245H214V244L210 245L211 243L209 242V240H204L205 237ZM241 235H243V236H241ZM7 236L10 238L7 239L8 238ZM102 236H104L103 240H102ZM116 236H118V238H116ZM230 236L233 239L232 240L233 243L231 241ZM246 236L247 237L252 236L251 237L252 239L250 237L246 239ZM156 237H158V238L156 239ZM202 237L204 239H202ZM242 237L245 239H243ZM253 237H255V238H253ZM90 238H92V239H90ZM11 239L13 241L14 240L17 241L18 244L16 242H15L16 245L14 244V242H12L13 244H11V242L9 243V240H11ZM43 239H44V241H43ZM84 239H85V241H84ZM93 239H94V241H93ZM143 239L144 240L145 239L146 240L151 239V243L149 244L150 241L147 240L148 241L147 242V241H144ZM160 239H161V241H160ZM249 239L251 240V242L249 241ZM119 240H121V241H119ZM130 240L133 243V245L131 244ZM163 240H165V242L168 241L166 244V247L168 249L165 247V245L163 247V244H165V242H162ZM5 241H6V243H5ZM100 241L103 245L99 244ZM141 241L142 242L144 241V242L142 243ZM159 241H160V243L158 244V247L160 246V248L161 247L164 248V249L162 248V251L160 248L158 250L157 249L158 247L156 248V246H155V245H157V243ZM197 241L199 244L195 243ZM221 241H224V242H221ZM247 241H249V243H247ZM27 242H28V246H27ZM94 242H95V244H94ZM140 242L143 246V253L142 254L140 253L142 246L140 247V249L138 248L140 246V245H138ZM184 242H185V244H184ZM192 242H191V244H192ZM201 242H204L205 250H208L209 248H213L212 246L214 245L215 249L217 247L218 250L221 249V252L222 251L224 252L226 250L225 251L226 253L224 252L226 255L228 254L229 256H233V255L234 256L232 258L227 257V256H225V254L223 252L221 253L217 249L215 250L213 248V250L210 249V250H212L211 254H208L209 253L208 251L205 252L209 255V256L205 257L204 256L205 253L202 250L203 248L200 249L201 247H203V243H201ZM229 242H231V245L235 250L234 249L231 250L232 248H229L230 247ZM245 243H247V244H245ZM250 244H252L253 247H255L254 244L258 245V247L256 248V251H255V249H253L252 245H250ZM114 245L115 246L117 245L116 248ZM122 245H123V247H122ZM208 245H210V246H208ZM243 245H244V248H243ZM3 246H5V247H3ZM38 246L40 248H37ZM128 246H130V247H128ZM134 246H135L136 250H134ZM239 246L237 249H239ZM29 247L31 249H28V250H29V252H32V253L27 254L28 253L27 248H29ZM120 247H122V248H120ZM124 247H126V248L124 249ZM42 248H44V250H45V251H43V253H42V250H43ZM128 248H129V250H127ZM171 248H172V250H171ZM247 248L250 251L246 250ZM39 249L41 250L42 254L40 253ZM47 249H49L50 251ZM89 249H91V251ZM118 249H119V251H118ZM137 249L139 250L138 252L141 254L140 256H137V255H139V253L138 254L136 253ZM166 249L169 251L170 250L174 251V253L172 252L174 256H172V253L170 254L168 252H167V255L166 254L164 255V251ZM243 249H244V251H243ZM251 249H253V251H255L256 254L254 252H252ZM35 250H36V252H35ZM149 250L151 251L152 257L149 256L147 259H145L144 256H147L146 254L149 255ZM190 250H192L193 252H191ZM196 250H198V253ZM99 251H101V252H99ZM216 251H218V252H216ZM246 251H247V254H246ZM55 252H58V253L56 254ZM122 252H123V255H121ZM126 252H129V253L126 254ZM212 252H214V253L216 252V253L213 254ZM234 252H235V254H233ZM257 252H260L261 254L257 253ZM218 253H219V255H218ZM220 253L222 255H224L225 257L221 256ZM39 254H41V255L44 254L43 256H46V257L43 258ZM65 254H67V255L65 256ZM96 254H97V256H96ZM162 254L164 255V257L167 256V259L166 258H165V260L162 259V258H164V257H162ZM193 254H196L198 256H196V255L194 256ZM199 254H201L203 256L200 255L201 256V258H200ZM207 254H205V255H207ZM241 254H244L247 257L244 255H241ZM55 255H57V257ZM119 255L123 257L122 260L120 259L121 257ZM251 255L255 258H253ZM26 256H30V259L27 260L28 257H26ZM238 256H239V258H238ZM65 257L66 258L70 257L69 258L70 262H68V260L66 261ZM98 257H101V258L99 259ZM142 257H144V258L142 259ZM175 257H177L176 258L177 261H176ZM197 257H199L200 261L197 260ZM234 257L236 258V260H233ZM249 257H251L252 259L250 258L251 260H249ZM9 258H12V259L9 260ZM17 258H19V259H17ZM153 258H155V259H153ZM221 258H223L224 260ZM207 259H203L202 261L205 260L204 262H206L208 264ZM18 260H20V262H18ZM211 260L214 261L215 258L212 257ZM222 260H223V262H222ZM120 261H122V262L120 263ZM181 261H182L181 263L184 262L183 259ZM213 261L209 260V264H210V262H211V264H213V263L215 264V261L214 262ZM230 261H232L233 263H231ZM204 262H202V264H205ZM156 263H157V261H156ZM187 263H189L188 260L186 261V263L184 262V264H187ZM225 263L226 262H224V264ZM238 263H240L239 260H238Z\"/></svg>",
    "mask_w": 264,
    "mask_h": 264
},
{
    "label": "bare ground",
    "instance_id": "bare-ground-1",
    "mask_svg": "<svg viewBox=\"0 0 264 264\" xmlns=\"http://www.w3.org/2000/svg\"><path fill=\"white\" fill-rule=\"evenodd\" d=\"M219 1H220V2L222 1V2L224 3L223 0H219ZM219 1H218V2H219ZM237 1H238V0H237ZM252 1H253V0H252ZM57 2H58V0H57ZM57 2H56V4H57ZM87 2H88V1H87ZM227 2L229 3L228 5H230V3L232 2V0H227ZM235 2H236V1H233L232 4L234 5ZM241 2H242V1H241ZM65 3H66V2H65ZM65 3H63V4H65ZM89 3H90V2H89ZM189 3H190V1H189ZM244 3H245V2H244ZM244 3H243V4H244ZM59 4H60V3H59ZM68 4H69V3H68ZM90 4H91V3H90ZM94 4H95V3H94ZM215 4H216V3H215ZM217 4H218V3H217ZM225 4H226V3H225ZM225 4H224V5H225ZM75 5H76V4H75ZM170 5H171V4H170ZM189 5H190V4H189ZM189 5H188V6H189ZM224 5L221 4V6H224ZM233 5H230V6H233ZM236 5L238 6V4H236ZM239 5H240V4H239ZM245 5H246V4H245ZM257 5H258V4H257ZM260 5H262V4H260ZM260 5H259V6H260ZM102 6H103V5H102ZM188 6H187V7H188ZM202 6H203V4H202ZM262 6H264V5H262ZM262 6H261V7H262ZM80 7H81V6H80ZM90 7H91V6H90ZM170 7H171V6H170ZM233 7H235V6H233ZM240 7H242V5H241ZM248 7H249V6H248ZM248 7H246L247 10H249V11L251 12V10L248 9ZM253 7H254V6H253ZM58 8H59V7H58ZM64 8H65V7H64ZM148 8H150V7H148ZM188 8H191V7L189 6ZM222 8H223V7H222ZM236 8H237V7H236ZM236 8H235V9H236ZM246 8H245V9H246ZM256 8H257V7H256ZM259 8H260V7H259ZM92 9H93V8H92ZM92 9H91V10H92ZM94 9H95V7H94ZM210 9L212 10V7H211ZM225 9H226V8H225ZM229 9H230V8H229ZM237 9H239V8H237ZM262 9H263V8H262ZM79 10H80V9H79ZM177 10H178V9H177ZM188 10L190 11V9H188ZM211 10H210V11H211ZM222 10H223V11H226V10H224V9H222ZM241 10H242V8H241ZM92 11H93V10H92ZM191 11H192V10H191ZM210 11H209V12H210ZM228 11H231V10H228ZM233 11H234V10H233ZM257 11H258V9H257ZM259 11H260V10H259ZM261 11H262V10H261ZM43 12H44V11H43ZM71 12H72V11H71ZM193 12H194V10H193ZM226 12H227V11H226ZM226 12H225V13H226ZM237 12H238V11H237ZM250 12H249V14H250ZM253 12H254V11H253ZM78 13H79V12H78ZM225 13H223V14H225ZM238 13H239V12H238ZM241 13H244V10H243V12H241ZM247 13H248V12H247ZM255 13H256V11H255ZM260 13H261V12H260ZM262 13H263V11H262ZM262 13L259 14V15H262ZM44 14H45V13H44ZM217 14H218V13H217ZM244 14H245V13H244ZM257 14H258V13H257ZM193 15H194V14H193ZM221 15H222V14H221ZM238 15H239V14H238ZM44 16H46V15H44ZM77 16H78V15H77ZM88 16H89V15H88ZM90 16H91V15H90ZM90 16H89V20H90ZM219 16H220V15H219ZM227 16H228V15H227ZM233 16H234V15H233ZM246 16H247V15H246ZM248 16H249V15H248ZM248 16H247V17H248ZM250 16H251V14H250ZM257 16H258V15H257ZM71 17H72V16H71ZM102 17H103V15H102ZM122 17H123V15H122ZM204 17H205V15H204ZM215 17H216V16H215ZM215 17H214V18H215ZM231 17H232V16H231ZM231 17H230V18H231ZM237 17H238V16H237ZM242 17H243V16H242ZM247 17H246V19H247ZM262 17H263V16H262ZM44 18H45V17H44ZM47 18H48V17H47ZM80 18H81V17H80ZM214 18H213V20H214ZM234 18H236V17H234ZM249 18H250V17H249ZM249 18H248V19H249ZM254 18H255V17H254ZM254 18H253V19H254ZM57 19H58V18H57ZM204 19H205V18H204ZM243 19H244V18H243ZM255 19H256V18H255ZM255 19H254V20H255ZM211 20H212V19H211ZM227 20H228V19H227ZM229 20H230V19H229ZM240 20H242V19L240 18ZM263 20H264V19H263ZM54 21H55V20H54ZM78 21H79V20H78ZM124 21H125V19H124ZM127 21H128V20H127ZM205 21H207V20L205 19ZM232 21H233V20H232ZM236 21H237V19H236ZM243 21L245 22V21H247V20H243ZM243 21H241L240 23H243ZM230 22H231V20H230ZM249 22H250V21H249ZM56 23H57V21H56ZM91 23H92V22H91ZM108 23H109V22H108ZM201 23H203V22H201ZM201 23H200V24H201ZM211 23H212V22H211ZM218 23H219V21H218ZM247 23H248V22H247ZM250 23H252V22H250ZM257 23H258V21H257ZM260 23L262 24V22H260ZM89 24H90V22H89ZM220 24H222V23H220ZM235 24H236V23H235ZM243 24H244V23H243ZM255 24H256V23H255ZM29 25H31V24H29ZM205 25H206V24H205ZM208 25H209V24H208ZM208 25H207V26H208ZM216 25H218V24H216ZM223 25H224V23H223ZM223 25H222V26H223ZM227 25H228V24H227ZM236 25H237V24H236ZM236 25H235V26H236ZM256 25H257V24H256ZM58 26H59V25H58ZM101 26H102V25H101ZM184 26H186V25H184ZM187 26H189V25H187ZM211 26H213V25H211ZM222 26H221V27H222ZM239 26L241 27L240 24H239ZM251 26H252V25H251ZM254 26H255V25H254ZM260 26H261V25H260ZM202 27H203V26H202ZM219 27H220V26H219ZM255 27H256V26H255ZM89 28H90V27H89ZM100 28H101V27H100ZM100 28H99V30H100ZM103 28H104V27H103ZM203 28H205V26H204ZM213 28H214V27H213ZM213 28H212V29H213ZM222 28H223V27H222ZM234 28H235V27H234ZM236 28H237V27H236ZM243 28H244V27H243ZM97 29H98V27H97ZM220 29H221V28H220ZM241 29H242V28H241ZM223 30H224V29H223ZM238 30H239V29H238ZM246 30L248 31V29H246ZM256 30H257V29H256ZM256 30H255V31H256ZM261 30L264 31V22H263V24H262V26H261ZM101 31H102V29H101ZM118 31H119V30H118ZM206 31H208V30H206ZM214 31H215V29H214ZM239 31H240V30H239ZM247 31H246V32H247ZM97 32H98V31H97ZM185 32H186V31H185ZM208 32H209V31H208ZM225 32H226V31H225ZM242 32H244V31H242ZM242 32H240V33H242ZM38 33H40V32H38ZM221 33H222V32H221ZM250 33H252V32L250 31ZM250 33H249V34H250ZM129 34H130V32H129ZM129 34H128V35H129ZM254 34H255V33H254ZM39 35H40V34H39ZM45 35H46V34H45ZM78 35H79V34H78ZM115 35H116V34H115ZM130 35H131V34H130ZM206 35H208V34H206ZM206 35H205V36H206ZM211 35H213V34H211ZM226 35H227V34H226ZM242 35L244 36V34H242ZM63 36H64V35H63ZM214 36H215V35H214ZM43 37H44V36H43ZM116 37H117V36H116ZM216 37H217V36H216ZM44 38L46 39V37H44ZM132 38H133V37H132ZM132 38H131V39H132ZM60 39H61V38H60ZM229 39H230V37H229ZM245 40H246V39H245ZM51 41H52V40H51ZM229 41H230V40H229ZM234 41H235V40H234ZM263 41H264V40H262V43H264ZM43 42H44V40H43ZM65 42H66V41H65ZM71 42H72V41H71ZM74 42H75V41H74ZM76 42H77V41H76ZM122 42H123V41H122ZM242 42H243V41H242ZM251 42H252V41H251ZM240 43H241V42H240ZM254 43H256V42H254ZM43 44H44V43H43ZM224 44H225V43H224ZM226 44H227V43H226ZM230 44H231V41H230ZM233 44H234V43H233ZM233 44H232V45H233ZM236 44H238V43H236ZM236 44H235V45H236ZM257 44H258V43H257ZM52 45H53V44H52ZM241 45H242V44H241ZM252 45H253V44H251V46H252ZM255 45H256V44H255ZM260 45H261V44H260ZM109 46H110V45H109ZM233 46H234V45H233ZM247 46H248V45H247ZM67 47H68V46H67ZM67 47H66V48H67ZM85 47H86V46H85ZM163 47H164V46H163ZM249 47H250V46H249ZM249 47H248V48H249ZM262 47H263V46H262ZM56 48H57V47H56ZM62 48H63V47H62ZM172 48H173V47H172ZM259 48L262 49L261 47H259ZM63 49H64V48H63ZM68 49H71L70 46H69ZM250 49H251V47H250ZM44 50H45V49H44ZM56 50H57V49H56ZM56 50H55V51H56ZM231 50H232V49H231ZM247 50H248V49H247ZM254 50H255V49H254ZM262 50H263V49H262ZM49 51H50V50H49ZM68 51H69V50H68ZM72 51H73V50H72ZM226 51H227V50H226ZM258 51H259V50H258ZM42 52H43V51H42ZM83 52H84V51H83ZM65 53H66V52H65ZM230 53H231V52H230ZM240 53H241V52H240ZM69 54H70V51H69ZM238 54H239V53H238ZM238 54H237V55H238ZM232 55H233V54H232ZM237 55H236V56H237ZM239 55H241V54H239ZM239 55H238V57H239ZM262 55H263V54H262ZM150 56H151V55H150ZM260 57H261V56H260ZM75 58H76V57H75ZM261 58H262V57H261ZM68 59H69V58H68ZM71 61H72V60H71ZM71 61H69V62H71ZM48 62H49V61H48ZM263 62H264V60H263ZM73 67H74V66H73ZM164 67H165V66H164ZM11 69H12V68H11ZM181 69H182V68H181ZM7 70H8V69H7ZM38 70H39V69H38ZM258 70H259V69H258ZM260 70H261V69H260ZM191 72H192V71H191ZM9 74H12V71H10ZM206 74H207V73H206ZM214 74H215V73H214ZM233 74H234V73H233ZM259 74L261 75L262 73H259ZM208 75H209V74H208ZM208 75H207V76H208ZM7 76H8V75H7ZM204 76H205V75H204ZM207 76H205V77H207ZM8 77H9V76H8ZM10 77L12 78V76H10ZM15 78H16V80H14V81H17V80H18V79H17L18 77H15ZM15 78H12V79H15ZM263 78H264V77H263ZM207 79H208V78H207ZM254 79H257V78H254ZM198 80H199V79H198ZM204 80H205V79H204ZM251 80H252V79H251ZM259 81H260V80H259ZM221 82H223V81H221ZM252 82H253V81H252ZM218 83H219V82H218ZM229 83L231 84V82H229ZM172 84H173V83H172ZM190 84H191V83H190ZM205 84H206V83H205ZM220 84H221V83H220ZM238 84H239V83H238ZM6 86H7V85H6ZM131 87H132V86H131ZM229 87H230V86H229ZM242 87H244V86H242ZM245 87H246V86H245ZM245 87H244V88H245ZM135 88H136V87H135ZM219 88H220V87H219ZM39 89H40V88H39ZM41 89H42V88H41ZM229 89H230V88H229ZM232 89H233V88H232ZM238 89H239V88H238ZM250 89H251V88H250ZM203 90H204V89H203ZM253 90H255V89H253ZM6 91H7V90H6ZM38 91H39V90H38ZM228 91H229V90H228ZM256 91H257V89H256ZM16 92H17V91H16ZM18 92H19V91H18ZM18 92H17V93H18ZM40 92H41V91H40ZM44 92H45V91H44ZM44 92H43V93H44ZM75 92H77V90H76ZM231 92H232V91H231ZM231 92H230V93H231ZM247 92H249V90H248ZM247 92H246V93H247ZM7 93L9 94L10 92L7 91ZM7 93H6V94H7ZM11 93H12V92H11ZM175 93H176V92H175ZM230 93H229V94H230ZM237 93H238V92H236V94H237ZM239 93H240V92H239ZM256 93H257V92H256ZM18 94L20 95V94H22V92H21V93L19 92ZM139 94H140V93H139ZM192 94H193V93H192ZM218 94L220 95V93H218ZM218 94H217V95H218ZM232 94H233V93H231V97H232ZM263 94H264V93H263ZM13 95H14V94H13ZM24 95H25V94H24ZM179 95H180V94H179ZM181 95H182V94H181ZM189 95H190V94H189ZM199 95H200V94H199ZM224 95H225V94H224ZM246 95H247V94H246ZM246 95H245V96H246ZM254 95H255V94H254ZM261 95H262V94H261ZM11 96H12V95H11ZM11 96H9V98H10ZM176 96H177V95H176ZM187 96H188V95H187ZM187 96L185 97L186 99H187ZM200 96H201V95H200ZM229 96H230V95H229ZM241 96H243V95H240V97H241ZM249 96H250V95H249ZM20 97H21V96H20ZM180 97H181V96H180ZM192 97H193V96H192ZM192 97H191L190 99H192ZM202 97H203V96H202ZM202 97H201V98H202ZM21 98H22V97H21ZM182 98H183V97H182ZM194 98H195V97H193L192 102H193V101L196 102V98H195V99H194ZM224 98H225V97H224ZM224 98H220V100H221V99H224ZM254 98H255V97H254ZM254 98H253V99H254ZM259 98H261V97H259ZM259 98H258V101H257V102L260 101ZM180 99H181V98H180ZM186 99H185V100H186ZM202 99H203V98H202ZM202 99H200V100L202 101ZM240 99H241V98H240ZM253 99H252V100H253ZM27 100H28V99H26V102H28ZM61 100H62V99H61ZM200 100H199V101H200ZM238 100H239V99H238ZM250 100H251V99H250ZM254 100H255V99H254ZM262 100H263V99H262ZM13 101H14V100H13ZM21 101H22V99H21ZM30 101H31V99H30ZM33 101H34V100H33ZM186 101H187V100H186ZM214 101H215V100H214ZM223 101H224V100H223ZM228 101H230V100H225L224 102L227 103ZM182 102H183V100H182ZM192 102L190 103L191 105H192ZM207 102H211V101L208 100ZM9 103H10V102H9ZM15 103H17V102H15ZM21 103H22V102H21ZM187 103H188V101H187ZM212 103H213V102H212ZM216 103H217V102H216ZM248 103H249V102H248ZM260 103H261V102H260ZM10 104H12V103H10ZM24 104H25V102H24ZM74 104H75V102H74ZM185 104H186V103H185ZM194 104H195V103H194ZM205 104H207V106H209L208 103H205ZM258 104H259V103H258ZM77 105H78V104H77ZM202 105H203V104L201 103V106H202ZM214 105H215V104H214ZM218 105L220 106V103H218ZM186 106H187V105H186ZM188 106H190L189 103H188ZM207 106H205V107H207ZM240 106L242 107V105L239 104V105H238V108H240ZM246 106H247V105H246ZM248 106H249V105H248ZM248 106H247V107H248ZM12 107H13V106H12ZM147 107H148V106H147ZM151 107H152V106H151ZM178 107H179V106H178ZM193 107H194V106H193ZM223 107H224V106H223ZM247 107H246V108H247ZM78 108H79V107H78ZM198 108H199V106H198ZM201 108H203V107H201ZM231 108H232V107H231ZM68 109H69V108H68ZM195 109H197V108L195 107ZM195 109H194V110H195ZM214 109H215V108H214ZM218 109H219V108H218ZM224 109H225V107H224ZM232 109H233V108H232ZM133 110H135V109H133ZM208 110H209V109H208ZM68 111H69V110H68ZM148 111H151V110L148 109ZM153 111H154V109H153ZM158 111H159V110H158ZM180 111H181V110H179V112H180ZM185 111H186V110H185ZM189 111H190V110H189ZM195 111H197V110H195ZM209 111H210V113L213 112V110H209ZM244 111H246V110H244ZM154 112H155V111H154ZM159 112H160V111H159ZM161 112H163V111H161ZM161 112H160V114H162ZM168 112H169V111H168ZM186 112H187V111H186ZM203 112H205V111H203ZM203 112H202V113H203ZM239 112H240V111H239ZM71 113H72V112H71ZM139 113L141 114V112H139ZM139 113H138V114H139ZM147 113H148V112H147ZM164 113H166V111L163 112V114H164ZM184 113H185V112H184ZM195 113H196V112H195ZM205 113H206V112H205ZM205 113H204V114H205ZM216 113H217V112H216ZM252 113H253V112H252ZM72 114H73V113H72ZM133 114H134L135 116H137V114H136L135 111L133 112ZM143 114H144V113H143ZM149 114H150V113H149ZM154 114H155V113H154ZM182 114H183V113H182V111H181V114H180V115H182ZM200 114H201V111H200ZM250 114H251V113H250ZM134 115H133V117H134ZM164 115H165V114H164ZM180 115H179V116H180ZM195 115H197V113H196ZM195 115H194V116H195ZM223 115H224V113H223ZM247 115H248V114H247ZM251 115H252V114H251ZM257 115H258V113H257ZM71 116H72V115H71ZM142 116H143V115H141V118H142ZM145 116H146V113H145ZM149 116H150V115H148V117H149ZM166 116H167V114H166ZM186 116H188V115H186ZM186 116H183V117H186ZM205 116H206V115H205ZM219 116H220V115H219ZM260 116H261V115H260ZM146 117H147V116H146ZM148 117H147V118H148ZM153 117H156V116H152V118H153ZM174 117H175V116H174ZM174 117H173V118H174ZM188 117H189V116H188ZM251 117H252V116H251ZM251 117H250V118H251ZM261 117H262V116H261ZM139 118H140V117H139ZM141 118H140V120L143 119V121H144V118H145V117H143L142 119H141ZM147 118H146V119H147ZM263 118H264V117H263ZM70 119H71V118H70ZM146 119H145V120H146ZM190 119H191V117H190ZM195 119H196V118H195ZM195 119H194V120H195ZM197 119H198V118H197ZM204 119H205V118H204ZM240 119H241V118H240ZM96 120H98V119H96ZM99 120H100V119H99ZM99 120H98V121H95V122H99ZM140 120H139V121H140ZM147 120H148V119H147ZM174 120H175V119H174ZM174 120L172 119V121H174ZM180 120H181V119H179L178 121H180ZM229 120H231V119H229ZM229 120H228V121H229ZM46 121H47V119H46ZM46 121H45V124H46ZM151 121H152V120H151ZM153 121H154V119H153ZM163 121H164V120H163ZM182 121H183V120H182ZM199 121H200V120H199ZM221 121H223V120H221ZM232 121L234 122V120H232ZM155 122L158 123V122H160V120H159V121H155ZM194 122H195V121H194ZM201 122H202V121H201ZM211 122H212V121H211ZM223 122H224V121H223ZM242 122H243V121H242ZM161 123H162V122H161ZM164 123H165V122H164ZM172 123H173V122H172ZM181 123H182V122H181ZM183 123H185V122H183ZM190 123H191V120H190ZM195 123H196V122H195ZM197 123L200 124V123L198 122V120H197ZM221 123H222V122H221ZM144 124H145V121H144ZM146 124H148V123H146ZM151 124H152V123H151ZM153 124H155V123H153ZM158 124H159V123H158ZM192 124H193V123H191V127H192ZM207 124H208V123H207ZM210 124H211V123H210ZM230 124H231V123H230ZM241 124H242V123H241ZM258 124H259V123H258ZM23 125H24V124H23ZM99 125H100V124H99ZM149 125H150V123H149ZM161 125H162V124H161ZM170 125H171V124H170ZM173 125H174V124H173ZM181 125H182V124H181ZM156 126H157V125H156ZM168 126H169V125H168ZM188 126H189V124H188ZM195 126H196V125H195ZM214 126H215V125H214ZM216 126H217V125H216ZM247 126H249V125H247ZM101 127H103V126H101ZM157 127H158V126H157ZM162 127H163V126H162ZM164 127H165V126H164ZM164 127H163V128H164ZM184 127H185V126H184ZM189 127H190V126H189ZM221 127H222V126H221ZM17 128H18V127H17ZM163 128L160 127V129H162V130H163ZM166 128H167V127H166ZM170 128H171V127H169L168 129H170ZM185 128H186V127H185ZM192 128H193V127H192ZM213 128H216V127H213ZM217 128H218V127H217ZM173 129H174V128H173ZM193 129H196V128H193ZM193 129H192V131H193ZM219 129H220V126H219ZM221 129H222V128H221ZM228 129H229V128H228ZM248 129H250V128L248 127ZM106 130H107V129H106ZM166 130H167V129H166ZM174 130H176V129H174ZM174 130H173V131H174ZM177 130H178V129H177ZM177 130H176V131H177ZM214 130H215V129H214ZM230 130H234V129L232 128V129H230ZM235 130H236V129H235ZM242 130H243V128H242ZM102 131H103V130H102ZM168 131H169V130H168ZM189 131H190V130H189ZM195 131H197V129L194 130V132H195ZM226 131L228 132V130H226ZM240 131H241V130H240ZM258 131H259V130H258ZM100 132H101V131H100ZM213 132H215V131H213ZM219 132H221V130H220ZM231 132H233V131H231ZM231 132H230V135H231ZM260 132H261V131H260ZM4 133H5V132H4ZM34 133H35V132H34ZM39 133H40V132H39ZM39 133H38V134H39ZM78 133H79V132H77L76 134H74V135H75L74 137L76 138L75 140H77V137H78V136H76V135H78ZM132 133H133V132H132ZM176 133H178V131H177ZM187 133H188V131H187ZM190 133H191V131H190ZM200 133H201V131H200ZM228 133H229V132H228ZM236 133H237V132H236ZM7 134H8V133H7ZM12 134H13V133H12ZM14 134H15V133H14ZM66 134H67V132H66ZM69 134H70V132H69ZM98 134H99V133H98ZM188 134H189V133H188ZM213 134H214V133H213ZM233 134H234V133H233ZM238 134H239V132H238ZM261 134H262V133H261ZM3 135H4V134H3ZM8 135H9V134H8ZM24 135H26V134H24ZM39 135H40V134H39ZM43 135H44V134L42 133V136H43ZM46 135H47V134H45V136H46ZM48 135H49V137H51L50 134H48ZM70 135L72 136V140H73V139H74L73 135H72V134H70ZM84 135H86V134H83V136H84ZM96 135H97V134H96ZM96 135L94 136V138H96ZM179 135H180V133H179ZM182 135H183V133H182ZM189 135H190V134H189ZM201 135H202V134H201ZM211 135H212V134H211ZM230 135H228L229 138H230V137H233L232 135H231V136H230ZM255 135H256V133H255ZM16 136H17V135H16ZM26 136H28L27 138H29V139L31 138V134H30V136H29L28 134H27ZM45 136H44V138H45ZM83 136H81V137H82V142H83V138H84ZM177 136H178V135H177ZM184 136H185V134H184ZM187 136H188V135H187ZM23 137H24V136H23ZM38 137H39V136H38ZM87 137H88V136H87ZM89 137H90V136H89ZM89 137H88V138H89ZM100 137H103V136H100ZM194 137H195V136H194ZM194 137L192 136L193 139H194ZM206 137H207V136H206ZM24 138H26V137H24ZM24 138H23V139H24ZM88 138H87V139H88ZM90 138H91V137H90ZM90 138H89V140H90ZM103 138H105V137H103ZM107 138H108V137H107ZM133 138H134V137H133ZM214 138H215V137H214ZM10 139H12V138H8L9 142H7V143L9 144V146L12 145V143L10 144V142H13V141L10 140ZM20 139H21V141H22V137H21ZM92 139H93V138H92ZM99 139H100V138H99ZM167 139H168V143H170L169 141H170L171 139L169 140V136H168ZM185 139H186V136H185ZM193 139H192V140H193ZM222 139H223V138H222ZM226 139H227V138H226ZM230 139H232V138H230ZM233 139L236 140L235 137H234ZM8 140H6V141H8ZM31 140H32V139H31ZM31 140H30V141H31ZM45 140H47V139H45ZM49 140H50V139H49ZM84 140H85V139H84ZM113 140H114V138H113ZM162 140H163V139L161 138V141H162ZM194 140H195V139H194ZM211 140H213V139L211 138ZM218 140H219V139H218ZM220 140H221V139H220ZM3 141H5V140H3ZM21 141L18 140V142H16V140L14 139V142H15V143H14L13 146H16V144H18V143L22 144ZM24 141H25V142H24ZM27 141H29V140H28V139H26V140L24 139V140H23L24 143H26ZM30 141H29V142H30ZM93 141H94V140H93ZM103 141H104V140H103ZM111 141H112V139H111ZM171 141H172V140H171ZM236 141H237V140H236ZM239 141H240V139H239ZM32 142H33V144H35L34 141H32ZM47 142H48V140H47ZM50 142H53V141H50ZM74 142H76V141L73 140V143L71 142L72 144L70 143V144H71L70 146H73V147H74V145H73ZM86 142H87V141H86ZM86 142H85V143H86ZM91 142H92V140H91ZM91 142H90V143H91ZM95 142H96V141H95ZM107 142H108V141L106 140V143H107ZM119 142H120V141H119ZM172 142H173V141H172ZM172 142H171V144H172V148H173V146H174V148H175L176 145H173ZM194 142L196 143V141H194ZM214 142L216 143L217 141H214ZM24 143H23V144H24ZM30 143H31V142H30ZM30 143H29L28 145H31ZM44 143H45V141L43 142V144H44ZM68 143H69V142H68ZM93 143H94V142H93ZM97 143H98V142H97ZM164 143H165V142H164ZM179 143H181V142H179ZM207 143H208V142H207ZM231 143H232V142H231ZM8 144H6L7 148L9 147ZM20 144H19V146H20ZM23 144H22V145H23ZM26 144H27V143H26ZM26 144H25L24 147H27ZM56 144H57V143H56ZM88 144H89V143H87L86 146H88ZM107 144H109V143H107ZM118 144H119V143H118ZM137 144H138V143H137ZM239 144H240V142H239ZM35 145H36V147H37L36 149H38L39 146H40L39 149L41 150V144H39V145L35 144ZM45 145H48V144H45ZM58 145H59V144H57L56 146H58ZM75 145H76V143H75ZM93 145H94V144H93ZM96 145H98V144H96ZM96 145H94L93 147H95ZM164 145H165V144H164ZM183 145H184V144H183ZM183 145H181V146H183ZM196 145H197V144H196ZM206 145H207V144H206ZM218 145H219V144H218ZM222 145H223V144H222ZM6 146H5V147H6ZM13 146H11L10 149L12 148V150L14 149V150H16V152H17V148H18V146H16V148H13ZM48 146H52V145H48ZM56 146H55V147H56ZM143 146L145 147V145H142L141 147L143 148ZM165 146H168V145L166 144ZM21 147H22V146H21ZM24 147H23V148H24ZM30 147H31V146H30ZM34 147H35V146L33 145V149H34ZM55 147H48V148H50V150L52 149V151H54L53 149H54ZM59 147H60V146H58V148H59ZM84 147H85V146H84ZM89 147H91V144H90V146H88V148H87L85 151H87V150L89 149ZM98 147H99V146H98ZM98 147H97V148H98ZM121 147H122V146H121ZM151 147H153L152 144H151ZM154 147H155V144H154ZM163 147H164V146H163ZM245 147H246V145H245ZM23 148H22V150L24 151ZM56 148H57V147H56ZM85 148H86V147H85ZM97 148H95V151H96ZM128 148H129V147H128ZM142 148H141V149H142ZM164 148H165V147H164ZM166 148H167V147H166ZM170 148H171V147H170ZM172 148H171V150L174 149V148H173V149H172ZM176 148H177V147H176ZM183 148H184V147H183ZM204 148H205V146H204ZM0 149H1V148H0ZM18 149H20V148H18ZM36 149H35V150H36ZM75 149H76V148H75ZM105 149H106V148H105ZM147 149H148V148L144 149V151L147 152ZM188 149H190V148L188 147ZM208 149H209V147H208ZM12 150H11V151H12ZM14 150H13V152L10 153V154L12 155V157H13ZM59 150H60V149H59ZM59 150H58V151H54V152H55V153H56V152H61V153H62V151H59ZM70 150H71V149H70ZM72 150H74V149H72ZM91 150L93 151L92 154H94V157H95L94 159H95V160H96V159L98 160V158H96V155H95V153H94L95 151H94L92 148L88 150V151H89V154H90L89 156H92L91 153H90V152H92ZM115 150H118V149H116V147H115ZM156 150H157V149H155V152L157 153L158 151H156ZM203 150H206V149H203ZM228 150H229V149H228ZM234 150H235V149H234ZM1 151H2L3 153H1ZM1 151H0V154H2V155H0V156H4V155H3V154H5L4 152H6V153L8 152L7 150L3 151V149H2ZM18 151H20V150H18ZM33 151H34V150H33ZM33 151H32V153H33ZM36 151H37V150H36ZM77 151H78V150H77ZM88 151H87V153H88ZM98 151H99V150H98ZM135 151H136V150H135ZM135 151H134V152H135ZM173 151H174V150H173ZM189 151H190V150H189ZM195 151H196V150H195ZM208 151H209V150H208ZM9 152H10V151H9ZM9 152L7 153L8 155H9ZM16 152H15V153H16ZM24 152H25V151H24ZM28 152H29V151H28ZM28 152H27V153H28ZM37 152H38V151H37ZM37 152H35V153H37ZM140 152H141V150H140ZM155 152H154V153H155ZM164 152H165V151H164ZM15 153H14V154H15ZM18 153L20 154V152H18ZM32 153H30L29 158L26 156V154H25V157H23V156H24V153L20 154V155H22V158H24V159L27 157L26 160L29 161V162H27V163H28L27 167L29 166V164H30L31 161H32L31 163L34 165V162H33L34 160H32L33 157L31 156ZM41 153H42V150H41ZM41 153H40V154H41ZM74 153H77V152H74ZM97 153H98V152H97ZM116 153H118V152H116ZM194 153L196 154V153H198V152H194ZM205 153H206V152H205ZM7 154H5V156H7ZM68 154H69V153H68ZM99 154H100V153H99ZM135 154H136V153H135ZM139 154H140V153H139ZM172 154H173V152H172ZM172 154H171V155H172ZM206 154H207V153H206ZM41 155H42V154H41ZM52 155H53V154H52ZM69 155H71V157H72L73 153H70ZM76 155H78V154H75V157H73L74 159L78 157V156L76 157ZM81 155H82V154H80V156H81ZM116 155H117V157H118V154H116ZM159 155H160V154H159ZM197 155H198V154H197ZM218 155H219V153H218ZM5 156H4V157H1V158H3L6 162H7L8 159H9V162H7L8 164H9L11 161L13 162V159H10L11 156H7V157H9L8 159H5ZM54 156H55V154H54ZM120 156H121V155H120ZM157 156H158V155H157ZM176 156H177V155H176ZM178 156H179V155H178ZM192 156H193V155H192ZM214 156H215V155H214ZM242 156H243V155H242ZM67 157H68V156H67ZM83 157H84V156L82 155L81 158H83ZM85 157H86V156H85ZM121 157H122V156H121ZM134 157H135V156H134ZM151 157H152V159L154 160L153 156H151ZM15 158H16V157H15ZM22 158H20V159L23 160ZM51 158H52V157H51ZM57 158H58V161L60 162V159H59L60 157L57 156ZM57 158H56V161H57ZM118 158H120V157H118ZM156 158H157V157H156ZM167 158H168V156H167ZM169 158H172V159H173V156H171V157H169ZM181 158H182V156H181ZM193 158H194V157H193ZM195 158H196V156H195ZM202 158H203V156H202ZM208 158H209V157H208ZM224 158H225V156H224ZM226 158H227V157H226ZM228 158H230V157H228ZM246 158H247V157H246ZM29 159H30V160H29ZM54 159H55V158H54ZM54 159H53L52 161H55ZM84 159H85V158H84ZM84 159H82V160H84ZM88 159H89V158H88ZM88 159H85V161L88 160ZM103 159H104V158H103ZM105 159H108V158H105ZM134 159L136 160V158H134ZM152 159H151V160H152ZM172 159L168 160V161L170 162V163H169V162H168V163L173 165V162H172L173 160H172ZM183 159H184V157H183ZM183 159H182V162H181V161H180V162L177 161V164H178V163H179V164H180V163H182V164L185 163V162H183V161H184ZM198 159H199V158H198ZM198 159L196 158L197 161H200V159H199V160H198ZM210 159H211V158H210ZM241 159H242V158H241ZM80 160H81V159H80ZM82 160H81V161H82ZM91 160H92V158H91ZM97 160H96V164L99 166L98 163L100 162V159H99V162H98V163H97ZM108 160H109V159H108ZM112 160H113V159H112ZM112 160H111V161H112ZM118 160H119V159H118ZM139 160H140V157H139L138 161H139ZM149 160H150V159H149ZM156 160H157V159H156ZM177 160H178V159H177ZM179 160H181V159H179ZM201 160H202V159H201ZM246 160H247V159H246ZM49 161H51V160H49ZM58 161H57V164H59ZM75 161L77 162V160H75ZM102 161H104V160H102ZM102 161H101L100 163H103ZM202 161H204V159H203ZM202 161H201V162H202ZM205 161H206V160H205ZM207 161H208V159H207ZM211 161H212V160H211ZM228 161H229V160H228ZM233 161H234V160H233ZM242 161H243V160H242ZM12 162H11V163H12ZM46 162H47V159H46V157H45V158H44V165H45V164H48V163H46ZM78 162H79V159H78ZM86 162H87V161H86ZM88 162H89L90 164H89V165L87 164V169L85 168L86 165H85V166L82 165V166H84V168H85L86 170H88V169H89L88 166L90 167L91 164H92L90 160H89ZM171 162H172V163H171ZM201 162H199V163H201ZM245 162H246V161H245ZM255 162H256V161H255ZM16 163H17V162H16ZM50 163H51V162H50ZM50 163H49V164H50ZM54 163H55V162H54ZM65 163H67V162L65 161ZM65 163H64V164H65ZM73 163H74V160H73ZM79 163H80V162H79ZM93 163H95V162H93ZM106 163H107V160H106V162H105L103 165H104V166L107 165V166H108L107 168H108V169H111V168H109L110 165H109V164H106ZM114 163H115V162H114ZM120 163H121V162H120ZM135 163H137V162H135ZM140 163H143V162H138V164H140ZM156 163H157V162H156ZM206 163H207V162H206ZM211 163H213V162H211ZM218 163L221 165L223 162L221 163V162L218 161ZM247 163H248V162H247ZM49 164H48V166H50ZM57 164L55 165V167L57 166ZM64 164H63V162H62V164L60 163L61 166L64 165ZM82 164H84L83 161H82ZM85 164H86V163H85ZM112 164H113V163H112ZM122 164H123V161H122V163H121L120 165L123 166L124 164H123V165H122ZM128 164H130V163H128ZM145 164H146V163H145ZM152 164H153V163H152ZM152 164H151V168H152L153 166H155V167H153V168H156V169H157L156 166H159L158 164H155V165H152ZM201 164H203V163H201ZM223 164H224V166H225V163H223ZM30 165H31V164H30ZM39 165H41V164H39ZM39 165H38V166H39ZM42 165H43V164H42ZM67 165H68V164H67ZM67 165H66V166H67ZM103 165H102V167H103ZM165 165H166V164L164 163V167H165ZM203 165H207L208 167L211 166V164H203ZM245 165H246V164H245ZM35 166H37V164H36ZM98 166H97V167H98ZM121 166H120V167H121ZM125 166L127 167V165H124L123 167H125ZM146 166H147V165H146ZM149 166H150V165H149ZM170 166H171V165H170ZM176 166H177V165H176ZM179 166H180V168H181V166H182V170H184V171L189 169V168L187 169L186 166H185L186 169H184V168H183L184 166L181 165V164L178 165L177 167H179ZM201 166H202V165H201ZM207 166H206V167H207ZM222 166H223V165H222ZM224 166H223V167H224ZM235 166H237V165L235 164ZM257 166H258V165H257ZM16 167H17V166H16ZM53 167H54V166H53ZM53 167L51 166V168L54 170ZM69 167H70V163H69ZM74 167H76V166H74ZM91 167H92V168H91ZM91 167H90L91 169H95V168H96V170H97V167H95V164H94V167H93V165H92ZM111 167H112V166H111ZM123 167L120 169L121 171L123 170ZM164 167H162V168H164ZM187 167H188V166H187ZM237 167H238V166H237ZM30 168H31V167H30ZM58 168H59V167H58ZM62 168H63V167H62ZM99 168L101 169V167H99ZM105 168H106V167H105ZM107 168H106V170H104V169L102 168V169H103V170H102L103 173L106 172V171H108ZM112 168H113V167H112ZM128 168H130V167H128ZM141 168H142V167H141ZM145 168H146V167H145ZM147 168H148V167H147ZM151 168H150L148 171H152ZM153 168H152V169H153ZM160 168H161V167H160ZM220 168H222V167H220ZM257 168H258V167H257ZM11 169H13V168H11ZM14 169H17V170H18V168H14ZM56 169H57V167H56ZM65 169H66V168H65ZM75 169H76V168H75ZM85 169H84V170H85ZM130 169H131V168H130ZM170 169H172V166H171ZM175 169H176V167H175ZM175 169H172V171H176V170H177V169H176V170H175ZM190 169H191V168H190ZM190 169H189V170H190ZM193 169H194V168L192 167L191 172H192ZM212 169H213V170H214V169L217 170L216 168H212ZM258 169H259V168H258ZM7 170H9V168H8ZM63 170H64V169H63ZM79 170H80V169H79ZM86 170H85V171H86ZM96 170H93V171H91V172H92V173H93V172L95 173ZM112 170H113V169H112ZM124 170H127V169H124ZM124 170H123L122 172H123V173H126L127 171H124ZM146 170H147V169H146ZM153 170H155V169H153ZM161 170H162V169H161ZM161 170L158 169V172L161 171ZM182 170H181V171H182ZM189 170H188V171H189ZM194 170H195V169H194ZM261 170H262V169H261ZM0 171H1L0 173H2V170H0ZM4 171H5V169H4ZM15 171H16V170H13V172H15ZM58 171H59V169H58ZM76 171H77V169H76ZM80 171H81V170H80ZM80 171H79V172H80ZM109 171H111V170H109ZM129 171H132V170H129ZM169 171H170V170H169ZM195 171H196V170H195ZM205 171H206V170H205ZM225 171H226V170H225ZM225 171H224V172H225ZM227 171H228V170H227ZM229 171H230V170H229ZM21 172H22V171H21ZM24 172H25V171H24ZM50 172H51L52 174H51ZM50 172H49V173H50L51 175H54V173L52 172V170H51ZM62 172H63V171H62ZM96 172H97V171H96ZM98 172H101V171H99V169H98ZM142 172H143V171H140V173L143 175V173H145V172H143V173H142ZM154 172H156V171H154ZM163 172H164V171H163ZM170 172H171V171H170ZM182 172H183V171H182ZM185 172H187V171H185ZM193 172H194V171H193ZM207 172H208V171H207ZM216 172H217V171H216ZM224 172H223V174H225ZM234 172H235V171H234ZM10 173H11V171H10ZM16 173H17V175H19V172H16ZM29 173H30V172H29ZM80 173H81V172H80ZM108 173H109V172H108ZM108 173L106 172V175H107ZM130 173H134V175H135V172H130ZM146 173H147V172H146ZM156 173H157V172H156ZM159 173L161 174V172H159ZM217 173H219V171H218ZM220 173H221V171H220ZM4 174H5V173L1 174V176L4 177ZM21 174H22V173H21ZM21 174L19 175V180H23L22 177H20ZM104 174H105V173H104ZM120 174H121V173H120ZM141 174H139V175H141ZM150 174H151V172H150ZM177 174H178V173H177ZM177 174H176V175H177ZM186 174H187V173H186ZM188 174H189V173H188ZM237 174H238V173H237ZM249 174H250V173H249ZM249 174H248V175H249ZM12 175H14V173H13ZM17 175H16V176H17ZM63 175H64V172H63ZM65 175H66V174H65ZM94 175H96V174H94ZM98 175H99V174H98ZM98 175H97V177H99ZM101 175H102V174H100V177H99V178L102 179L103 177H102ZM108 175H109V178L112 180L113 178L110 177V174H108ZM123 175H124V174H123ZM132 175H133V174H132ZM132 175H131V176H132ZM134 175H133L132 178H134ZM139 175H138V176H139ZM146 175H147V174H144L143 176H140V177L144 178V177H146ZM154 175H156V174L154 173ZM176 175H175V176H176ZM194 175H196L195 172H194ZM194 175L191 174V176H190V174H189V177H187V178H192V176H194ZM208 175H209V174H208ZM218 175H220V174H218ZM238 175H239V174H238ZM242 175H243V174H242ZM1 176H0V177H1ZM6 176H7V174H6ZM6 176H5V177H6ZM28 176H29V174H28ZM28 176H27V177H28ZM60 176H62V175H60ZM90 176H91V174H90ZM171 176H172V174H171ZM171 176H169V177H171ZM173 176H174V173H173ZM177 176H178V175H177ZM177 176H176V177H177ZM183 176H184V175H183ZM187 176H188V175H187ZM196 176H197V175H196ZM196 176H195V177H196ZM201 176H202V174H201ZM236 176H237V175H236ZM261 176H262V175H261ZM3 177H2V178H3ZM9 177H11V176H9ZM30 177H31V176H29V181H30ZM37 177H38V176H37ZM64 177H65V176H64ZM93 177H95V176H93ZM93 177H92V178H93ZM124 177H125V175H124ZM152 177H153V172H152ZM169 177L167 176L168 180L170 179ZM178 177H181V175L178 176ZM207 177H208V176H207ZM20 178H21V179H20ZM53 178H54V176H53ZM53 178H51L50 181H52ZM95 178H96V177H95ZM109 178H108V179H109ZM122 178H123V177H122ZM125 178H126V177H125ZM150 178H151V177H150ZM167 178H166V182H167ZM197 178H198V177H197ZM197 178H194V180L197 179ZM208 178H209V177H208ZM219 178H221V176L218 177V179L216 178V180H219ZM13 179H14V178H13ZM33 179H34V178H33ZM46 179H47V178H46ZM80 179H81V178H80ZM80 179H79V180H80ZM87 179H88V178H87ZM96 179H97V178H96ZM96 179H94V180H96ZM110 179L107 180V181L111 182ZM123 179H124V178H123ZM146 179H147V178H146ZM146 179H143V180H146ZM177 179H179V181H178V185H182V184L180 183V179H181V178H177ZM182 179H183L184 182H186V181L189 180L190 182H189V181H188V182L191 183V181H192V180H190V179L185 180V176H184V178H182ZM182 179H181V180H182ZM230 179H231L232 182L234 181V179H233V180H232V178H230ZM239 179H240V177H239ZM4 180H6V179L4 178ZM88 180H89V179H88ZM125 180H126V179H125ZM132 180H133V179H132ZM155 180H156V179H155ZM155 180H154V181H155ZM164 180H165V179H164ZM170 180H171V179H170ZM201 180H202V179H201ZM201 180H200V181H201ZM203 180H204V183H202ZM203 180H202L201 182H198V183H197V181H196V182H194V183H197V184H199V185L201 184V188H202V187H203L202 184H206V183H207V182H206V179L203 178ZM8 181H9V180H8ZM8 181H7V182H8ZM31 181H32V180H31ZM61 181H62V180H61ZM107 181L105 180L104 182H107ZM140 181H142V180H140ZM140 181H139V182H140ZM171 181H172V180H171ZM171 181L167 182V183H166L167 185L163 183V184L165 185V189H166V186L169 187L168 185H170V182H171ZM219 181H220V182H224L223 179H222V180L220 179ZM237 181H238V180H237ZM251 181H252V180H251ZM262 181H263V180H262ZM1 182L4 183L5 181L1 180ZM52 182H53V181H52ZM52 182H51V185H52ZM101 182H102V180L100 181V184H101ZM104 182H102V183H104ZM112 182H113V183H112L113 185H114V184H115V185H119V184H121V183H117V184H116L115 180H114V181L112 180ZM114 182H115V183H114ZM126 182H127V180H126ZM128 182H129V181H128ZM151 182H152V181H151ZM184 182H183V183H184ZM188 182H187V183H188ZM205 182H206V183H205ZM16 183H17V182H16ZM21 183H22V181H21ZM42 183H43V182H42ZM60 183H61V182H60ZM64 183H65V181H64ZM89 183H90V180H89ZM92 183H93V181H92ZM96 183H97V182H96ZM122 183H123V182H122ZM132 183H133V181H132ZM153 183H155V182H153ZM168 183H169V184H168ZM179 183H180V184H179ZM227 183H228V182H227ZM235 183H236V185H237V182H235ZM10 184H11V183H10ZM19 184H20V183H19ZM26 184H27V183H26ZM26 184L24 183L25 186H26ZM68 184H69V182H68ZM68 184H67V185H68ZM93 184H94V183H93ZM129 184H130V183H129ZM140 184H141V182H140ZM148 184H149V183H148ZM148 184H147V185H148ZM155 184H156V183H155ZM159 184L161 185L162 183H159ZM163 184H162V185H163ZM176 184H177V183H176ZM185 184H186V183H185ZM185 184H184V185H185ZM197 184H196V185H197ZM207 184H208V183H207ZM207 184H206V185H207ZM220 184H222V183H220ZM248 184H249V183H248ZM251 184H253V182H252ZM4 185H6V184H4ZM4 185H3V186H4ZM28 185H29V183H28ZM33 185H35V184L33 183ZM61 185H62V184H61ZM61 185H59L58 187H61ZM76 185H77V184H76ZM90 185H91V184H90ZM94 185H95V184H94ZM96 185H98V184H96ZM96 185H95V186H96ZM102 185H103V184H102ZM130 185H131V184H130ZM150 185H152V183H150L148 186H150ZM184 185H183V186H184ZM190 185H191V184H190ZM190 185H189V186H190ZM206 185H204V186H206ZM231 185H234V184L231 183ZM231 185L229 184L230 187L228 186V188H229V189L232 188V190H230V193H231L232 196H233L234 193H232V191L235 192V190H233V188H235L236 186H233V187H232ZM254 185H255V184H254ZM257 185H258V184H257ZM259 185H260V184H259ZM0 186H1V184H0ZM3 186H2V187H3ZM19 186H20V185H19ZM25 186H24V187H25ZM35 186H36V185H35ZM41 186H42V185H41ZM74 186H75V185H74ZM74 186H73V187H74ZM120 186H123V185L121 184ZM120 186H119V187H120ZM132 186H134V185H132ZM138 186H141V185H138ZM154 186H155V185H154ZM156 186L158 187V185H156ZM189 186H187V184H186V187H189ZM197 186H198V185H197ZM12 187H13V186H12ZM16 187L19 188L18 186H16ZM32 187H33V186H32ZM65 187H66V183H65L64 188H65ZM76 187H78V186H76ZM90 187H91V186H90ZM90 187H89V188H90ZM105 187H106V186H105ZM109 187H110V186H109ZM113 187H114V186H113ZM119 187H118V188H119ZM141 187H142V186H141ZM209 187H210V184H209ZM224 187H225V186H224ZM243 187H244V186H243ZM7 188H8V187H7ZM34 188H35V187H34ZM64 188H63L64 191H66V190L68 189L67 187H66L65 189H64ZM70 188H71V185H70ZM78 188H79V187H78ZM115 188L118 189L117 186H115ZM120 188H121V187H120ZM123 188H124V186H123L120 190H122ZM139 188H140V187H139ZM139 188H138V191H140L139 194H141V195L143 196V194L141 193V190H139ZM142 188H143V187H142ZM158 188H160V187H158ZM158 188H157V189H158ZM192 188H193V184H192ZM192 188H190V189L192 190ZM204 188H205V189L202 190V191H206V189L208 188V186H206V187H204ZM228 188H227V190H228ZM236 188H237V187H236ZM247 188H248V187H247ZM36 189H37V186H36ZM72 189H73V188H72ZM75 189H76V188H75ZM92 189H93V188H92ZM145 189H146V187H145ZM171 189H173V186H172ZM199 189H200V188H198V190H199ZM237 189H238V188H237ZM239 189H240V188H239ZM239 189H238V190H239ZM245 189H246V188H245ZM14 190H15V189H14ZM38 190H39V189H38ZM58 190H60V188H59ZM83 190H84V189H83ZM88 190H89V189H88ZM112 190H113V189H112ZM123 190H124V189H123ZM125 190H128V189H125ZM125 190H124V192H125ZM142 190H143V189H142ZM148 190H152L151 187L148 188ZM158 190H159V189H158ZM160 190H161V189H160ZM160 190H159V191H160ZM162 190H163V187H162ZM173 190H174V189H173ZM173 190H172V191H173ZM177 190H178V189H177ZM177 190H175L176 193H177V192H181V193H182V192H184V190H185V186H184V190L182 189L183 191H180V187H179V191H177ZM211 190H212V188H211ZM213 190H214V188H213ZM241 190H242V189H241ZM247 190H248V189H247ZM250 190H251V189H250ZM12 191H13V188H12ZM20 191H21V190H20ZM29 191H30V190H29ZM33 191H34V189H33ZM68 191H70V192H68L67 197H68V195L73 197V195H72L71 193H73L74 195L76 194V196L74 197V200L71 198V199L74 201V203L76 202V200H75L76 197H78L77 200H79L80 198H81V200H82V197L84 196V195L82 194V192H80L81 195H83V196H82V197L80 196V198H79L78 195H80V194L77 195V193H79V192L74 193V192H72V190H69V189H68ZM76 191H77V189H76ZM78 191H80V189H79ZM116 191H118V190H116ZM116 191H115V189H114V191H112V192L115 193ZM129 191L131 192V188H130V187H129V190L126 191V192L128 193ZM138 191H137V190L135 191L137 195H138V193H137ZM193 191H197L196 187H195V190H194V188H193ZM193 191H192V192H193ZM200 191H201V190H200ZM216 191H217V190H216V188H215V192H216ZM252 191H253V190H252ZM21 192H22V191H21ZM25 192H26V191H25ZM35 192H36V191H35ZM35 192H33V194H34ZM37 192H38V191H37ZM58 192H59V191H58ZM90 192H91V191L89 190V191H88V194H89ZM93 192H94V191H92V193H93ZM119 192H120L119 194L122 196L121 191H119ZM147 192H149V191H147ZM160 192H162V191H160ZM186 192L188 193V190H186ZM186 192H184V199H185L186 196H188ZM192 192L190 193V191H189V193H190L189 198L192 197V196H195V197H196L197 195H202L200 192H199V194H198V193H197L198 191H197V192H195V194L197 193V195L194 194V195L191 196V194H193ZM206 192H207L208 200L210 201V200L212 199V201H210V202H211V203H210V204H211V208H210V209H211V211H213L214 208H215V205H214V203H212V202H213V198H211V195H212V194H209V193H208V190H207ZM227 192H228V193H227V197L225 196V199H226V200H227L228 195H229V191H227ZM250 192H251V191H250ZM250 192H249V193H250ZM62 193H63V192H62ZM102 193H103V192H102ZM109 193H111V192H109ZM114 193H112L111 195H113ZM131 193H132V192H131ZM151 193H152V192H149L150 196H151V197H154L153 195H151ZM185 193H186V196H185ZM219 193H220V192H216V194H218V196H216V195L214 194V195L217 197V199H218V197H219ZM236 193H237V192H236ZM238 193H239V192H238ZM25 194H26V193H25ZM36 194H37V193H36ZM40 194H41V193H40ZM70 194H71V195H70ZM153 194H154V193H153ZM203 194H204V196H205L206 193L203 192ZM208 194H209V196H208ZM241 194H242V193H241ZM247 194H248V192H247ZM251 194H252V195H255V194H253V193H250L249 195H251ZM23 195H24V194H23ZM23 195H22V197H20V195L18 194V195L15 196L16 198H15V197H14V198H15V199H20V198L22 199V198H23ZM30 195H32V192H31V191L29 192V197L31 198L32 196H30ZM58 195H60V194H58ZM90 195H91V194H89V196H90ZM124 195H125V193H124ZM141 195H139V196L142 198ZM173 195H174V192H173ZM235 195H236V194H235ZM8 196H9V195H8ZM18 196H19V197H18ZM24 196H25V195H24ZM27 196H28V195H27ZM39 196L41 197V195H39ZM60 196H62L61 198H63V200H65L64 197H63V195H60ZM85 196H86V195H85ZM113 196H114V195H113ZM118 196H119V195H118ZM121 196H119V197H120V201H119V202H121V203H120L121 206H124V205H122V198H121ZM128 196H130V193H129ZM139 196H137V197H139ZM170 196H172V195H170ZM170 196H166V197H170ZM174 196L177 198L178 194H177V195L175 194ZM174 196H173V198H175ZM204 196H200L201 201L204 200V199H203ZM11 197H12V196H11ZM65 197H66V196H65ZM67 197H66V198H67ZM119 197H118V198H119ZM140 197H139V198H140ZM145 197H147L146 194H145ZM178 197L180 198V197H182V196H178ZM195 197H193V198L195 199ZM197 197H198V196H197ZM201 197H202V198H201ZM216 197H215V198H216ZM229 197L232 198L230 195H229ZM234 197H235V196H234ZM247 197H248V196H247ZM262 197H263V196H262ZM88 198H89V197H88ZM88 198L86 197V198H85V201H86V200L89 201ZM115 198L117 199L116 195H115ZM124 198H125V197H124ZM133 198H134V197H133ZM170 198H171V197H170ZM173 198H172V199H173ZM209 198H211V199H209ZM230 198H228V200H227L228 203H229V199H230ZM243 198H244V201L247 200L246 202L249 201V204L251 203V205H253L252 202H251V201H253V200H251V199L249 198V199L251 200V201H250L249 199H246L245 197H243ZM258 198H259V197H258ZM21 199H20V200H21ZM42 199H44V198H43V197L41 198V202H43ZM54 199H55V198H54ZM54 199H53V203H54V201H56V200H54ZM116 199H115V200H116ZM125 199H126V198H125ZM127 199H129V198H127ZM149 199H150V198H149ZM151 199L153 200V198H151ZM151 199H150V200H151ZM196 199H197V204H198L197 206H199V203H198V202H200V201H198V198H196ZM202 199H203V200H202ZM233 199H235V198H233ZM259 199H261V197H260ZM263 199H264V198H263ZM22 200H24V199H22ZM33 200H34V199H33ZM44 200H45V199H44ZM46 200H47V199H46ZM63 200H62V201H63ZM66 200H67V202L71 201L70 208L68 207L69 209H71L72 207L76 206V205L72 204V203H73L72 200H69V201H68V199H66ZM66 200L64 201V203L66 202ZM150 200H149V201H150ZM167 200H168V204H169V202H170L169 198H168V199L166 198V200L164 199V201L162 200V202L166 203ZM173 200H174V199H173ZM173 200H172V201H173ZM176 200H177V199H176ZM180 200H182V198H180ZM180 200H179V201H180ZM187 200H188V198H187ZM222 200H223V199H222ZM1 201H2V202H1ZM14 201L16 202V204H15L16 207H17V205H18L17 203H19L20 206L23 205V202H22V201H21V202H20L19 200H14ZM17 201H18V202H17ZM24 201H26V200H24ZM91 201H92V200H91ZM133 201L135 202V200H133ZM133 201H132V202H133ZM153 201H156V200H153ZM157 201H158V200H157ZM157 201H156V202H157ZM179 201H177V202H179ZM189 201H190V200H188L187 203H189ZM194 201H195V200H194ZM209 201H208V202H209ZM254 201H255V200H254ZM254 201H253V203H254ZM0 202L2 203V204H0V206H4L3 203L5 204V202L2 200V196H1V198H0ZM44 202H45V201H44ZM44 202H43V203H44ZM93 202H95V201L93 200ZM93 202H92V203H93ZM119 202L117 201V203H119ZM125 202H126V201H124V204H125ZM150 202H151V201H150ZM156 202H155V203H156ZM160 202H161V201H160ZM175 202H176V201L174 200V203H175ZM177 202H176V203H177ZM181 202H182V201H181ZM183 202H184V200H183ZM183 202H182V204H184ZM191 202H192V200H191ZM191 202L189 203L190 205L192 204ZM203 202H204V201H203ZM203 202H202V203H203ZM223 202H224V206H225V202H226V201H223ZM232 202H233V200H232ZM238 202H239V201H238ZM242 202H243V201H242ZM255 202H256V201H255ZM6 203L8 204V202H6ZM20 203H22V204H20ZM30 203H32V202H30ZM37 203H38V202H37ZM53 203H52V204H53ZM55 203H56V202H55ZM64 203H63V204H64ZM69 203H70V202H69ZM82 203H83V200L79 202V204H81L80 207H81L82 209L79 208V206H78V208L81 209V212H82L84 209H85L86 212H87V207L84 208V209H83V207H82V206H85L86 204H85V205H82ZM84 203H85V202H84ZM92 203L90 204V202H89V206H91V205L94 204V203H93V204H92ZM117 203L115 202L114 205H116ZM135 203H136V202H135ZM205 203H206V202H205ZM226 203H227V202H226ZM234 203H235V201L233 202V204H232V203H229V204H232V205H230V206L228 205V206H229L230 208H231L232 206L234 207V205H235ZM244 203H245V202H244ZM260 203H261V202H260ZM52 204H51V205H52ZM67 204H68V203H67ZM96 204H97V203H96ZM96 204L93 205L94 207L92 206V207L95 209V210L93 209V211H94L95 213H97L96 211H98V209H99V206H98V205H99L100 203H99L98 205H96ZM120 204H119V205H120ZM150 204H151V203H150ZM157 204H158V202H157ZM157 204H156L155 206H157ZM208 204H209V203H208ZM212 204H213V205H212ZM222 204H223V203H222ZM247 204H248V203H247ZM254 204H255V206H256V203H254ZM257 204H258V202H257ZM35 205H36V204H35ZM55 205H56V204H55ZM55 205H52V207H54ZM64 205H66V204H64ZM64 205H63V207H64V209H66L67 207H65ZM71 205H72V207H71ZM101 205H102V204H101ZM101 205H100V206H101ZM126 205H127V202H126ZM165 205H167V204H165ZM169 205H170V204H169ZM176 205H178V204H176ZM179 205H181V203H180ZM193 205H194V204H192V207H193ZM195 205H196V204H195ZM195 205H194V206H195ZM206 205H207V203H206ZM259 205H260V204H259ZM24 206H25V205H24ZM31 206H32V204H31ZM33 206H34V204H33ZM37 206H40V205H36V207H37ZM60 206H61V205H60ZM67 206H68V205H67ZM96 206H98V208H97ZM151 206H152V205H151ZM158 206H159V205H158ZM209 206H210V205H209ZM213 206H214V207H213ZM224 206H222V207H224ZM228 206H226V207H228ZM245 206H246V204H245ZM261 206H262V204H261ZM263 206H264V205H263ZM263 206H262V207H259V206H258V207H256V208H257V210L259 209L258 211L260 212V209L263 208ZM16 207H15V208H16ZM27 207H28V206H27ZM52 207H48L49 209H48L47 214H48V213H51V214H49V216H50V215H53V213H56V212H53V213H52V210H51V212H49V210L52 209ZM95 207H96V208H95ZM114 207H115V206H114ZM126 207H127V206H126ZM126 207H125V208H126ZM132 207H133V206H132ZM132 207H129V208H132ZM137 207H138V206H137ZM137 207H136V208H137ZM145 207H146V209H148L146 204H145V206H144V209H145ZM148 207H149V206H148ZM160 207H162V206H160ZM163 207H164V206H163ZM163 207H162V211H163ZM171 207L173 208V206H171ZM171 207H170V208H171ZM174 207H175V205H174ZM178 207H179V206H177V208H178ZM183 207H184V205H183ZM185 207H187V206H185ZM185 207H184V208H185ZM189 207H191V206H189ZM195 207H196V206H195ZM204 207H205V206H204ZM206 207H207V206H206ZM212 207H213V208H212ZM226 207H224V209H223V208H222V209L225 210ZM233 207H232V208H233ZM236 207H237V205H235V208H236ZM242 207H243V206H242ZM3 208H4V207H3ZM3 208H2V209H3ZM13 208H14V207H13ZM15 208H14V209H15ZM18 208H20V207H18ZM54 208H55V207H54ZM54 208H53V209H54ZM74 208H75V207H74ZM116 208H117V207H115L114 209H116ZM120 208H121V207H120ZM153 208H155V207H152V209H153ZM157 208H158V207H157ZM164 208H166V207H164ZM175 208H176V207H175ZM177 208H176V209H177ZM207 208H208V207H207ZM0 209H1V208H0ZM25 209H27V208H25ZM34 209H36V208L34 207ZM64 209H63V211H64ZM69 209H67V210H69ZM76 209H77V208H76ZM76 209H75V211H76ZM90 209H92V208H90ZM112 209H113V208H112ZM117 209H118V208H117ZM132 209H133V208H132ZM144 209H143V210H144ZM146 209H145V210H146ZM168 209H169V208H168ZM168 209H166V210H168ZM188 209H189V208H188ZM195 209H199V208L197 207V208H195ZM195 209H194V207H193V210L191 209V210H192V213H193V211H194ZM205 209H206V208H205ZM233 209H234V208H233ZM251 209H252V208H251ZM251 209H248V208L244 209V210H245V214H244L245 218H243L242 215H241V213H242L243 210L241 211V210L239 209V211H241V212H239V211H238V212L235 211V212H237V215H238V216H235L236 213H234V214H235V215H234V214L232 213V211H231L232 209H230L231 215L233 214L232 216H235L234 219H235V218L237 219V221H235V223H236L238 226H240L239 224H240L241 219H242V221H243V220L246 219L247 216H248V218H249V217L252 218L253 215H252V216H249V215H247V213H246V210L251 212ZM263 209H264V208H263ZM7 210H9V208H8ZM30 210H31V209H30ZM85 210H84V211H85ZM100 210L103 211V209H100ZM100 210H99V212L101 213ZM119 210H122V209H119ZM134 210H135V208H134ZM141 210H142V209H141ZM141 210H140V212H141ZM143 210H142V211H143ZM160 210H161V209H159L158 211H160ZM179 210H180V209H177V210H175V211H179ZM208 210H209V209H207V211H208ZM228 210H229V208H228ZM261 210H262V209H261ZM17 211L20 213L19 210H17ZM17 211H15V213H17V216H20V214H21L22 212L18 215V212H17ZM31 211H32V210H31ZM31 211H30V212H31ZM54 211H55V210H54ZM75 211H73V212H75ZM79 211H80V210H79ZM91 211H92V210H91ZM93 211H92V214L94 213ZM125 211L127 212V210H125ZM148 211H149V209H148ZM151 211H152V213H154V212H153L154 210H151ZM155 211L157 212L156 209H155ZM172 211H174V208H173ZM175 211L173 212L174 215H175ZM195 211H198V210H195ZM202 211H203V210H202ZM254 211H255V213H256V210H254ZM254 211L252 210V212H253L252 214H254ZM0 212L3 213V210L0 211ZM11 212H13V214H15L13 209H12ZM23 212H24V211H23ZM33 212H34V210H33ZM33 212H31V213L33 214ZM58 212H59V211H58ZM73 212L71 211L70 214H69V213L66 214V213H67V211H66L64 214H66V215L68 216V218H69L70 215L74 214ZM86 212H85V214H84V213H81V214H84L83 216L87 215L88 213L91 214V212H87V214H86ZM123 212H124V210H123ZM133 212H134V211H133ZM138 212H139V211H138ZM143 212H144V211H143ZM145 212H146V211H145ZM145 212H144V213H145ZM164 212H165V211H163L161 214H163ZM186 212H187V211H186ZM208 212H209V211H208ZM213 212H214V211H213ZM230 212H229V213H230ZM2 213H0V214H2ZM71 213H72V214H71ZM78 213H80V212H78ZM95 213H94V214H95ZM110 213H111V212H110ZM118 213L120 214V212H118ZM118 213H117V214H118ZM134 213H135V212H134ZM165 213H167V211H166ZM182 213H184V212H182ZM182 213H181V214H182ZM189 213H190V212H189ZM192 213H191V216H193ZM202 213H203V212H202ZM202 213H201V215H202ZM211 213H212V212H211ZM211 213H210V212H209V213L205 212L206 215L210 214V216H211ZM215 213H216V212H215ZM215 213L212 214V216H213V215L215 216ZM239 213H240V214H239ZM248 213H249V212H248ZM261 213H262V211H261ZM261 213H260V214H261ZM13 214H12V215H13ZM29 214H30V213H29ZM32 214H31V216H32ZM34 214H35V218H36V221H37V219H38L37 214H36L35 212H34ZM34 214H33V215H34ZM59 214H60V216H61V213H59ZM90 214H89V215H90ZM111 214H112V213H111ZM141 214L144 215L143 213H141ZM145 214H146V213H145ZM154 214H155V213H154ZM161 214H160L161 217L159 216L160 219H158L159 221H160L161 218H162V215H161ZM181 214H180V215H181ZM262 214H263V213H262ZM27 215H28V214H27ZM38 215H39V214H38ZM78 215H79V214H78ZM97 215H98V214H95V216H96L97 218H99V217H100V216H99L100 214L98 215L99 217H98ZM136 215H137V214H136ZM136 215H135V216H136ZM151 215H152V214H150L149 216H151ZM180 215H177V216H178V217H177V220H178L179 217H181ZM182 215H183V214H182ZM199 215H200V214H199ZM203 215H204V214H203ZM240 215H241V216H240ZM250 215H251V214H250ZM14 216H16V215H14ZM14 216H13V217H14ZM60 216L58 217V219L60 218ZM83 216H82V217H83ZM91 216H92V215H91ZM91 216H90V217H91ZM93 216H94V215H93ZM93 216H92V217H93ZM138 216H139V215H138ZM164 216H167V215H164ZM186 216H187V215H186ZM188 216H189V214H188ZM194 216H195V215H194ZM218 216H219V214H218ZM218 216H217V217H218ZM220 216L222 217L221 214H220ZM220 216H219V218H220ZM256 216H257V215H256ZM6 217H8V216H6ZM33 217H34V216H33ZM43 217H44V216H43ZM51 217H52V216H51ZM53 217H54V216H53ZM53 217H52V218H53ZM72 217H73V216H72ZM72 217H71V218H72ZM74 217L76 218V213H75V216H74ZM74 217H73V218H74ZM79 217H80V215H79ZM85 217H88V216H85ZM146 217H147V216L145 215V216H144V219H145ZM154 217H155V216H154ZM154 217H153V218H154ZM168 217H169V215H168L166 218H168ZM195 217H196V216H195ZM198 217H199V216H198ZM201 217H202V216H201ZM240 217H241V219H240ZM253 217L256 218L255 216H253ZM257 217H258V216H257ZM262 217H263V215H262ZM18 218H19V217H18ZM25 218H26V217H25ZM28 218H29V216H28ZM41 218H42V217H41ZM41 218H39V219H41ZM46 218H47V217H46ZM54 218H55V219H54L53 221H55V220L57 219L56 216H55ZM75 218L72 220L73 223H74ZM94 218H95V217H94ZM94 218H92V219H94ZM104 218H105V217H103V219H104ZM106 218H107V217H106ZM106 218H105V219H106ZM136 218H137V217H136ZM147 218H148V217H147ZM150 218H151V217H149V219H150ZM181 218H183L182 221H184V220L187 219L185 216H184V217L182 216ZM184 218H186V219H184ZM189 218H190V217H189ZM189 218H188L187 220H189ZM208 218H209V217H208ZM210 218H211V217H210ZM213 218H214V217H213ZM213 218H211V220H214ZM251 218H250V219H251ZM29 219H30V218H29ZM39 219H38V220H39ZM58 219H57V220H58ZM61 219H62V218H60V220H61ZM83 219H84V217H83ZM83 219H82V220H83ZM88 219H89V217L87 218V220H88ZM105 219H104V221H105ZM109 219H111V218H109ZM109 219H108V220H109ZM118 219H120V218H118ZM138 219H139V218H138ZM140 219H141V218H140ZM144 219H143V217H142V221H143ZM149 219H148V220H149ZM196 219H198L197 223L195 222V218H194L193 221H194V223L197 224L196 226L198 227V222H199L200 219H199V218H196ZM215 219H216V218H215ZM222 219H223V218H221V220H222ZM229 219H230L229 222H232V221H231V218H229ZM236 219H235V220H236ZM250 219L245 220V222L249 220V223L251 222L252 224L254 223V225H257L256 222H258L259 219H257V221H256V219H255L256 222H252V220L254 221V219H252L251 221H250ZM260 219H261V218H260ZM5 220H6V219H5ZM27 220H28V219H27ZM51 220H52V219H51ZM76 220H77V222H79V221L81 220V218H80L79 220L76 218ZM94 220H97V219L95 218ZM108 220H106V221H107V222H110V221H108ZM111 220H112V219H111ZM154 220H155V218H154ZM165 220H167V219H165ZM187 220H186V221H187ZM58 221H59V220H58ZM68 221H70V220L68 219ZM83 221H85V219H84ZM88 221L91 222L92 225L94 224V223L92 222L91 219L88 220ZM97 221H98V220H97ZM106 221H105V222H106ZM119 221H120V220H119ZM134 221H135V220H134ZM140 221H141V220H140ZM140 221H139V223H140ZM142 221H141V222H142ZM155 221H156V220H155ZM163 221H164V220H163ZM163 221H160V222H163ZM186 221H185V222H186ZM217 221L220 222L219 219H217ZM223 221H224V220H223ZM242 221H241V222H242ZM31 222H32V221H31ZM42 222H43L42 220L39 221V223H42ZM60 222H62V221H60ZM72 222H71V225H75V224H72ZM75 222H76V221H75ZM77 222H76V223H77ZM81 222H82V221H81ZM107 222H106V223H107ZM111 222L113 223V221H111ZM111 222H110V223H111ZM116 222H117V221H116ZM116 222H115V223H116ZM144 222H145V223H144ZM146 222H147V220H144V221H143V223H144L145 225L148 224V223H146ZM152 222H154V221H150V222H149V225H150V223L152 224ZM156 222H157V221H156ZM164 222H165V221H164ZM167 222H168V220H167ZM169 222H170V221H169ZM180 222H181V221H179V223H180ZM188 222H190V221H188ZM188 222H186L187 225H188ZM245 222L243 221L242 230L244 229L243 226H244V223H245ZM29 223H30V222H29ZM33 223H34V222H33ZM57 223H58V225H60L59 222H57ZM63 223H64V222H63ZM65 223H67V222H65ZM65 223H64V224H65ZM69 223H70V222H69ZM69 223H68V224H69ZM83 223H84V222H83ZM143 223H142V224H143ZM182 223H183V222H182ZM186 223H184V224L186 225ZM213 223H214V224H217L218 222H216V220H215ZM222 223H223V222H222ZM222 223H219V224L222 225ZM225 223H226V221H225ZM225 223H224V224H225ZM247 223H248V222H246V225H247ZM251 223H250V224H251ZM255 223H256V224H255ZM259 223H262V222L260 221ZM2 224H3V223H2ZM5 224H6V223H5ZM11 224L13 225V223H11ZM42 224H43V223H42ZM84 224L87 225V221H86ZM88 224H89V227H88V225H87V226H86V229H88V228H89L88 230L93 229V227L91 228V226H90L91 224H90V223H88ZM104 224H105V223H104ZM104 224H102V225H104ZM107 224H108V223H107ZM144 224H143V225H144ZM168 224H169V223H168ZM168 224H167L166 227H168ZM200 224H202V223H200ZM200 224H199V226L202 227V225H200ZM209 224H210V223H209ZM227 224H228V223H226L225 225H226L227 227L231 228V227L228 226ZM241 224H242V223H241ZM12 225H11V226H12ZM24 225H26V224H24ZM24 225H23V226H24ZM65 225L67 226V224H65ZM82 225H83V224H82ZM102 225H101V226H102ZM110 225H111V224H110ZM115 225H116V224H115ZM145 225H144V226H145ZM149 225H148V226H149ZM178 225H179V224H178ZM211 225H213V224L211 223ZM13 226H14V225H13ZM16 226H17V225H16ZM42 226H43V225H42ZM79 226H80V222H79V224H77V227H79ZM96 226H98V225H96ZM101 226H98V229H99ZM105 226H106V225H105ZM107 226H108V225H107ZM132 226H133V225H132ZM139 226H140V224H139ZM139 226H138V227L135 226V227H137V228L139 229ZM141 226H142V225H141ZM155 226H157V224H156ZM155 226H153V227H155ZM161 226H163V229H164L165 226H164V225H161ZM188 226H189V225H188ZM217 226H219V225H217ZM222 226H223V225H222ZM234 226H235V225H234ZM263 226H264V225H263ZM56 227H57V226H56ZM59 227L61 228L62 226H59ZM69 227H70V226H69ZM80 227H81V230H82V226H80ZM84 227H85V226H84ZM111 227H112V225H111ZM146 227H147V226H146ZM151 227H152V225H151ZM180 227H181L182 229H180ZM190 227H191V228L193 227V222H192V221H191V225H190ZM227 227H225V229H226ZM236 227H237V226H236ZM245 227H247L246 229H250V228H248V227H249V224H248V226H245ZM255 227H257V226H255ZM258 227H259V224H258ZM260 227L262 228V226H260ZM14 228L17 230V228H20V226L17 227V228L14 226ZM23 228H25V227H23ZM42 228L45 229L44 227H42ZM57 228H58V227H57ZM57 228H56V229H57ZM90 228H91V229H90ZM102 228H103V227H102ZM119 228H121V227H119ZM119 228H118V229H119ZM147 228H148V227H147ZM147 228H143V232H142V233L144 234L143 236H145V233H146V236H145V237H147V235H149V234H147V233H150L151 231H152V233H151V236H152V235H153V230H154L155 228H154V229L152 228V230H151L150 232H148V231L145 232L144 229H147ZM149 228H150V226H149ZM161 228H162V227H161ZM193 228H195V227H193ZM205 228H206V227H205ZM215 228H216L217 230H215V231L213 230L214 232H212V233H215V232L219 231V229L222 230V227H221V228H218V227L215 226ZM215 228H214V229H215ZM238 228H239V227H238ZM238 228H237V230H238ZM240 228H241V227H240ZM240 228H239V229H240ZM261 228H260V229H261ZM26 229H27V230H26ZM62 229H65V228L63 227ZM94 229H96V228L94 227ZM179 229H180L181 231H183V229L185 230V227H184L183 225H180V226H179ZM197 229H198V228H197ZM200 229H201V228H200ZM200 229H199V230H200ZM225 229H224V230H225ZM231 229H232V230L234 229V230L236 231V228H235V227H234V228H231ZM258 229H259V228H258ZM260 229H259V230H260ZM262 229H263V228H262ZM25 230H26L28 233H29V232L32 233V231H34L35 228L31 229L32 231H31L30 229H29V231H28V228H25ZM45 230H49V229H45ZM57 230H58V229H57ZM66 230H67V229H65L63 232L65 233ZM104 230H106V227L103 228V231H104ZM148 230H149V229H148ZM156 230H157V229H156ZM158 230H159V229H158ZM164 230H165V229H164ZM168 230H169V231H168ZM171 230H172V229L169 228V229H167V230H165V231H166V233H167V231H168V233H170ZM199 230H198V233H195V232L193 231V233L196 234V238L198 239V241L201 239V237H199V238L197 237V234H198V236H200L199 234H201V232L199 233ZM202 230H203V229H202ZM202 230H201V231H202ZM221 230H220V231H221ZM242 230H241V231H242ZM252 230H254V229H251L250 231H252ZM1 231H2V229H1ZM38 231H40V230H38ZM68 231H69V230H67V233L72 232L71 230H70L69 232H68ZM76 231H77V233L79 232L78 229H77ZM83 231H84V230H83ZM115 231H116V230H115ZM138 231H139V230H138ZM165 231H164V232H165ZM210 231H211V230H210ZM210 231H209V232H210ZM220 231L217 232V233H218V234H221L222 237H223V236L226 237V234L223 235V233H224L225 231H222V232H220ZM245 231H247V230H245ZM250 231L247 232V233H251ZM17 232H18V231H17ZM46 232H47V231H46ZM89 232L92 233V234H94V235L92 236V238H93L94 236L96 237L95 233H93L92 230L89 231ZM96 232L99 233L100 230H97ZM105 232H106V231H105ZM117 232H118V231H117ZM156 232H157V231H156ZM156 232H155V233H156ZM209 232H207L208 235H209ZM243 232H244V231H243ZM243 232H239V233L243 234ZM257 232H259V231H256L255 233L253 232L254 235L256 236V240L258 239V236H259L260 234H262V238H261V236H259V238H261V239L263 240V237H264V234L262 233L263 231H262L261 233H260V232L257 233ZM4 233H5V232H4ZM40 233H41V232H39V234H40ZM64 233H63V234H64ZM73 233H74V232H73ZM79 233H81V232H79ZM103 233H104V232H103ZM118 233H119V232H118ZM157 233H158V232H157ZM157 233L155 234L156 236L158 235ZM166 233L163 234L164 238L167 237V239L171 238L172 240H174V242L177 241V240H176L177 237L172 238V237L175 235L174 233H172V231H171V233H172L173 236L170 234L171 237H168L169 234L167 233L168 235H166ZM193 233H192V235H193ZM205 233H206V231H205ZM217 233H215V235H216ZM247 233H246V234H247ZM256 233H257L258 235H256ZM1 234H2V233H1ZM18 234H19V233H18ZM25 234L28 235L27 233H25ZM60 234H62V233L60 232ZM71 234H72V233H71ZM104 234H105V233H104ZM119 234H120V233H119ZM203 234H204V233H203ZM251 234H252V233H251ZM6 235H7V234H6ZM21 235H22L21 237H23L24 232H23V234H21ZM26 235H24V237H25ZM36 235H37V234H36ZM36 235H35V236H36ZM89 235L91 236V234H89ZM98 235H99V234H98ZM188 235H189V234H187L186 236H188ZM208 235H207V236H208ZM210 235H211V234H210ZM212 235H213V234H212ZM230 235H231V234H230ZM243 235H244V234H243ZM243 235H241V236H243ZM247 235H249V234H247ZM8 236H9V235H8ZM8 236H7V237H8ZM35 236H34V237H35ZM82 236H84V238H85L84 233H83ZM124 236H125V233H124ZM140 236H141V235H140ZM140 236H139V237H140ZM143 236L140 237L141 240H142V237H143ZM189 236H190V239H191V235H189ZM189 236L186 237V238H189ZM203 236L205 237V235H203ZM207 236L205 237V239L202 237V239H204V240H209V238H210V240L212 239L211 237L207 238ZM231 236L233 237L234 234H232ZM231 236H230V238H231V241H232L233 239H232ZM98 237H99V236H98ZM113 237H114V235H113ZM139 237H138V238H139ZM193 237L195 238V236H193ZM193 237H192V240L196 241V239H193ZM212 237H214V235H213ZM249 237H250V236H249ZM249 237L246 236V239L249 238ZM251 237H252V236H251ZM251 237H250V238H251ZM9 238H10V237H8L7 239H9ZM26 238H27V237H26ZM38 238H39V241H40V239H42V234H41V237H38ZM86 238H87V237H86ZM92 238H90V239H92ZM116 238H118V236H116ZM119 238H120V237H119ZM124 238H125V237H124ZM143 238H144V237H143ZM154 238H155V237H154ZM157 238H158V237H156V239H157ZM206 238H207V239H206ZM215 238H218L217 235L215 236ZM220 238H221V237H220ZM227 238H228V237H227ZM227 238H225V239H224V237L222 238V240L224 239V240L226 241V242L221 241V242H224V244H220L219 241H216L217 243H219L218 247H220V245H221V247H222V245L224 246L225 243H227L228 240L230 241V239H229V238L227 239ZM234 238H235V237H234ZM239 238H240V234H238V236H236V239H237L236 244H237V243H242V239H241V241L238 242V239H239ZM242 238H243V237H242ZM253 238H255V237H253ZM0 239H1V238H0ZM30 239H31V238H30ZM33 239H34V238H33ZM88 239H89V238H88ZM94 239H95V238H94ZM94 239H93V241H94ZM103 239H104V236H102V240H103ZM171 239H170V240H171ZM243 239H245V238H243ZM251 239H252V238H251ZM11 240H12V239H11ZM11 240H9V243L11 242V244H13L12 242H14L15 245H16V243L18 244L17 241H15V240H14V241H13V240L11 241ZM36 240H37V239H36ZM36 240H35V241H36ZM143 240H144V239H143ZM147 240H148V239H147ZM147 240L145 239L144 241H147ZM210 240H209V242H210ZM214 240H215V239H214ZM217 240H218V239H217ZM219 240H220V239H219ZM258 240H259V239H258ZM258 240H257V242H256L257 244H258ZM41 241H42V240H41ZM43 241H44V239H43ZM84 241H85V239H84ZM87 241H88V240H87ZM119 241H121V240H119ZM137 241H138V240H137ZM144 241H143V242H144ZM148 241H150V242H149V244H150V243H151V239L148 240ZM148 241H147V242H148ZM155 241H156V240H155ZM160 241H161V239H160ZM160 241L157 243V245H155L156 248L158 247V244L160 243ZM188 241H189V240H188ZM188 241H185V242H187L188 244L190 243L188 246L190 247L189 249H192L191 247H192V245L194 246V243H193L194 241H193V242H192V241H189V242H188ZM198 241L195 242V243L199 244ZM200 241H203V240H200ZM234 241H235V240H234ZM244 241H245V240H244ZM249 241L251 242L250 239H249ZM249 241H247V243H249ZM15 242H16V243H15ZM36 242H37V241H36ZM130 242H131V240H130ZM141 242H142V241H141ZM141 242L138 244V245H140V246L138 247L139 249H140V247L142 246ZM143 242H142V243H143ZM162 242H165V240H163ZM162 242H161V243H162ZM167 242H168V241H167ZM167 242H165V244H163V247H164V245H165V247H166ZM172 242H173V241H172ZM177 242L179 243V241H177ZM185 242H184V244H185ZM191 242H192V244H191ZM216 242H215V244L210 242V243H211L210 245H212V244L216 245ZM5 243H6V241H5ZM37 243H38V242H37ZM42 243H43V242H42ZM86 243H87V242H86ZM92 243H93V242H92ZM126 243H127V242H126ZM178 243H177V245H178V247H179V244H180V243H179V244H178ZM187 243H186V248H185V249H186V252L184 251L185 253L183 252L182 254H180V258H179V254H178V253H177L176 256H178V259L180 260V259L182 258V256H183L184 254H186L187 256L184 255V256H183L184 258H182V259L184 260L185 263H186V261L188 260L189 263H187V264H191V263H194V262H191V261H192L191 259L193 258L192 256H191L190 259L188 258V257H190V256H188V255L191 254V253H189V254L187 253V250H189V249L187 248ZM201 243H203V247H201L200 249L203 248L202 250H203L204 253L208 251V252H209L208 254H211V251L213 250L214 245L212 246L213 248H209V247H208L209 249H208V250H205V248H204V242H201ZM201 243H200V244H201ZM229 243H230V245H229L230 247H229V248H232L231 250H233L234 248L232 247L231 242H229ZM232 243H233V241H232ZM247 243H245V244H247ZM253 243H254V242H253ZM2 244H3V243H1L0 245L2 246ZM11 244H10V245H11ZM94 244H95V242H94ZM99 244L103 245V244L101 243V241H100ZM131 244L133 245L132 242H131ZM257 244H254L255 247H253V245L250 244V245H252L253 249H255V251H256V248L258 247ZM6 245H7V244H6ZM36 245H37V244H36ZM36 245H35V246H36ZM101 245H100V246H101ZM128 245H129V244H128ZM160 245H161V244H160ZM173 245H174V247H175V248L173 247L174 250H176V251L179 252V251H180L179 249H181V248L179 247V249H178V247H177V245H176V242H175V244H173ZM210 245H208V246H210ZM256 245H257V246H256ZM8 246H9V245H8ZM17 246H18V245H17ZM27 246H28V242H27ZM114 246H115V245H114ZM116 246H117V245H116ZM116 246H115V248H116ZM149 246H150V245H149ZM161 246H162V245H161ZM180 246H181V244H180ZM225 246H228V245H225ZM236 246H237V247H236ZM238 246H239L238 244L235 245L236 250H237V251L239 250L238 252H240L241 249H242V247H240V246H242V245L240 244L239 249H237ZM3 247H5V246H3ZM46 247H47V246H46ZM102 247H103V246H102ZM122 247H123V245H122ZM122 247H120V248H122ZM128 247H130V246H128ZM163 247L160 248V246H159L157 249L159 250V248H160L161 251H162V248H163ZM176 247H177V248H176ZM221 247H220V248H221ZM249 247H250V246H249ZM16 248H17V247H16ZM37 248H40V247L38 246ZM125 248H126V247H124V249H125ZM166 248H167V247H166ZM220 248H219V249H220ZM243 248H244V245H243ZM28 249H31V248L29 247V248H27V250H28ZM42 249H43V250H42V253H43V251H45V250H44V248H42ZM101 249H102V248H101ZM163 249H164V248H163ZM167 249H168V248H167ZM167 249L164 251V255H165V254L167 255V252L170 253V254H171L172 252L174 253V251H171L172 248H171L170 251L167 250ZM185 249H184V250H185ZM200 249H199V250H200ZM210 249H212V250H210ZM214 249H215V248H214ZM216 249L218 250L217 247H216ZM216 249H215V250H216ZM222 249H224V248L222 247ZM253 249H251V250H252V252L255 253V251H253ZM39 250H40V249H39ZM47 250H49V249H47ZM89 250L91 251V249H89ZM97 250H98V249H97ZM116 250H117V249H116ZM127 250H129V248H128ZM134 250H136V249H135V246H134ZM204 250H205V251H204ZM209 250H210V251H209ZM234 250H235V249H234ZM246 250L250 251L248 248H247ZM263 250H264V249H263ZM30 251H31V250H30ZM49 251H50V250H49ZM92 251H93V250H92ZM118 251H119V249H118ZM138 251H139V250L137 249V252H136L137 254L139 253ZM190 251L193 252L192 250H190ZM196 251H197V253H198V250H196ZM218 251L221 252V249L218 250ZM218 251H216V252H218ZM225 251H226V250H225ZM225 251H224V252H225ZM243 251H244V249H243ZM243 251H242V252H243ZM258 251H259V250H258ZM35 252H36V250H35ZM37 252H38V251H37ZM51 252H52V251H51ZM63 252H64V251H63ZM82 252H83V251H82ZM99 252H101V251H99ZM123 252H124V251H123ZM123 252L121 253V255H123ZM159 252H160V251H159ZM165 252H166V253H165ZM188 252H189V251H188ZM194 252H195V251H194ZM216 252H215V253H216ZM222 252H223V251H222ZM222 252H221V253H222ZM224 252H223V253H224ZM29 253H32V252H29V250H28V253H27V254H29ZM40 253H41V250H40ZM42 253H41V254H42ZM55 253L57 254L58 252H55ZM59 253H60V252H59ZM96 253H97V252H96ZM118 253H119V252H118ZM124 253H125V252H124ZM127 253H129V252H126V254H127ZM140 253H141V254L143 253V246H142V249L140 250ZM140 253H139V255H137V256H140V255H141ZM173 253H172V256H174ZM212 253L215 254L214 252H212ZM221 253H220V254H221ZM225 253H226V252H225ZM225 253H224V254H225ZM240 253H241V252H240ZM248 253H249V252H248ZM257 253H260V252H257ZM41 254H39V255H41ZM205 254H207V253H205ZM205 254H204L205 257L209 256L208 254H207V255H205ZM216 254H217V253H216ZM216 254H215V255H216ZM233 254H235V252H234ZM246 254H247V251H246ZM252 254H253V253H252ZM255 254H256V253H255ZM260 254H261V253H260ZM260 254H259V255H260ZM43 255H44V254H43ZM43 255H41L43 258L46 257V256H43ZM45 255H46V254H45ZM53 255H54V254H53ZM66 255H67V254H65V256H66ZM99 255H100V254H99ZM144 255H145V254H144ZM146 255H147V256H144L145 259H147L149 256L152 257L151 251L149 250V255H148V254H146ZM164 255L162 254V257H164ZM168 255H169V254H168ZM191 255H192V254H191ZM193 255L195 256L196 254H193ZM200 255H201V254H199V257L201 258V256H203V255H201V256H200ZM215 255H213V256L210 255L211 258H212V257L215 258V260H214V261H215V264H222V263H220V261H219V263L216 262V260H217L216 257L218 258V256H215ZM218 255H219V253H218ZM241 255H244V254H241ZM249 255H250V254H249ZM8 256H9V255H8ZM55 256L57 257V255H55ZM68 256H69V255H68ZM96 256H97V254H96ZM119 256H120V255H119ZM125 256H126V255H125ZM185 256H186L187 258H186ZM196 256H198V255H196ZM221 256H223V257L227 256V257H231V258H232L234 255H233V256H229L228 254H227V255L225 254V256H224V255L221 254ZM244 256H246V255H244ZM251 256H252V255H251ZM261 256H262V255H261ZM261 256H260V257H261ZM0 257H1V256H0ZM26 257H28L27 260L30 259V256H26ZM31 257H32V256H31ZM51 257H52V256H51ZM56 257H55V258H56ZM120 257H121L120 259L122 260L123 257H122V256H120ZM144 257H142V259H143ZM199 257H197V260L200 261ZM227 257H226V258H227ZM246 257H247V256H246ZM252 257H253V256H252ZM43 258H42V259H43ZM48 258H49V257H48ZM52 258H53V257H52ZM69 258H70V257H69ZM69 258H66V257H65L66 261L68 260V262H70ZM95 258H96V257H95ZM98 258L100 259L101 257H98ZM165 258L167 259V256H165V257L162 258V259L165 260ZM172 258H173V257H172ZM176 258H177V257H175V259H176ZM194 258H195V257H194ZM207 258H208V259H207ZM207 258L202 257V259H201V264H202V262L205 261V260L202 261L203 259H207L208 264H209V260H210V261H213V260H211L210 257H207ZM209 258H210V259H209ZM219 258H220V257H219ZM234 258H235V257H234ZM234 258H233V260H236V258H235V259H234ZM238 258H239V256H238ZM241 258H243V257H240V258L238 259V260L240 261V263H238V260H236V261H234V262H235V263L237 262L238 264H241L242 261H243V259L241 260ZM250 258H251V257H249V260L252 259V258H251V259H250ZM253 258H255V257H253ZM10 259H12V258H9V260H10ZM17 259H19V258H17ZM58 259H59V258H58ZM153 259H155V258H153ZM168 259H169V256H168ZM168 259L165 261V263L168 262L169 260L171 261V259H169V260H168ZM182 259H181V260H182ZM221 259H223V258H221ZM227 259L232 260V259H230V258H227ZM227 259H226V261L223 259L224 262H226L225 264H227ZM9 260H8V261H9ZM33 260H34V259H33ZM36 260H37V259H36ZM160 260H161V259H159V260L156 259L155 261L153 260V262L156 263V261H157L158 264H161L162 262H161ZM181 260H180V262L178 261V262H179L178 264H184V262L181 263V262H182ZM189 260H191V261H189ZM223 260H222V262H223ZM11 261H12L13 263L15 262L14 264H16V261H13V259L10 260V262H11ZM38 261H39V260H38ZM40 261H42V260H40ZM40 261H39L38 264L41 263ZM43 261H44V260H43ZM49 261H50V260H49ZM130 261H131V260H130ZM133 261H134V260H133ZM176 261H177V259H176ZM193 261H194V260H193ZM195 261H196V260H195ZM214 261H213V262H214ZM252 261H253V260H252ZM0 262H1V261H0ZM18 262H20V260H18ZM29 262H30V261H29ZM44 262H45V261H44ZM47 262H48V261H47ZM121 262H122V261H120V263H121ZM136 262H137V261H136ZM136 262H135V264H137ZM143 262L145 263V261H143ZM159 262H161V263H159ZM163 262H164V261H163ZM173 262L175 263L174 260L171 261V263H173ZM224 262H223V264H224ZM230 262L233 263L232 261H230ZM243 262H244V261H243ZM263 262H264V260H263ZM65 263H66V262H65ZM127 263H128V262H127ZM144 263H143V264H144ZM147 263H148V262H147ZM155 263H154V264H155ZM157 263H156V264H157ZM165 263H164V264H165ZM169 263H170V262H169ZM204 263L207 264L206 262H204ZM237 263H236V264H237ZM28 264H29V263H28ZM31 264H32V262H31ZM66 264H67V263H66ZM99 264H101V263H99ZM106 264H107V263H106ZM166 264H168V263H166ZM197 264H198V262H197ZM199 264H200V263H199ZM210 264H211V262H210ZM213 264H214V263H213ZM233 264H234V263H233ZM242 264H243V263H242ZM244 264H245V263H244ZM249 264H253V263H249Z\"/></svg>",
    "mask_w": 264,
    "mask_h": 264
}]
</instances>
